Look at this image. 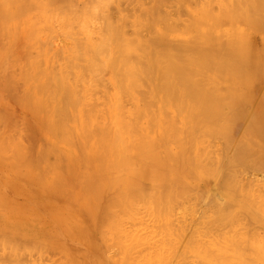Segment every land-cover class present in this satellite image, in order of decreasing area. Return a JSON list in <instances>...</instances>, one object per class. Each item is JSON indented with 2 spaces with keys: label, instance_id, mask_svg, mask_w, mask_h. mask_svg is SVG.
Instances as JSON below:
<instances>
[{
  "label": "rangeland",
  "instance_id": "1",
  "mask_svg": "<svg viewBox=\"0 0 264 264\" xmlns=\"http://www.w3.org/2000/svg\"><path fill=\"white\" fill-rule=\"evenodd\" d=\"M0 1H2V0H0ZM24 1H26V0H21V4H23L24 3ZM29 2H30V4H32V2H33V4H32V6H31V9H30V7H29V4H28V7H29V9H28V7L25 9V8H23V10L21 11V14H20V16L19 17H16L15 19H12L11 21H10V23H11V26H12V29H13V27H15L17 30H11V31H15V34H17L15 37H16V39L18 40H16L17 41V43H16V41H15V38H13L12 40H11V42H13V40L15 41V43L17 44H15V43H12V44H14V45H12L13 47L14 46H16L15 48H17V49H14V52L16 53V54H14V55H17L18 56V58H16V60L18 59V62H16L17 64L16 65H14L13 66V68L11 67V69L12 70H9L10 71V73L11 74H13L16 78H17V81L15 82V87H13L12 88V91H10L9 93L7 92V94H9V95H6L5 96V94H3V92L4 91H2V93H1V91H0V96L2 97H0V99L1 100H3V101H1L0 100V118H1V116H4L3 117V120H4V126H2V125H0L1 127H2V133H0V137H1V135H2V137L3 136H5L6 134V136H10V139L13 141V139L12 138H14L15 136H19V140H18V138H17V140L18 141H20V139H21V145H20V142L18 143L22 148H24L25 146V149H23V150H21V151H19L20 153L22 152L23 153V151L24 150H26V154L24 153V155L22 154V156L20 157L21 158V160H20V158L18 159V161L15 159V161H14V156H12V154L14 153V155H18L17 157H19L20 155L19 154H15V152L16 151H14V149L18 146L19 147V145H14V144H16V142H18V141H16L14 144H13V146L14 147H12L11 148V146H10V150H12V151H14V152H11L10 151V153L9 152H7V151H9V148H4V147H6L9 143H11V142H9L10 140H9V138H6V137H4V138H6L7 140H5V141H8L9 143L8 144H6L7 142H3L4 141V139H3V143H5V145L6 146H2L1 144H3V143H1L0 144V150H3V148H4V150L5 149H8L6 152H7V154H5V155H3V153H2V155L5 157H3V156H0V263H2L1 262V260L4 262V263H2V264H32L33 262V264H60L61 262H63L64 264L66 263V262H68L70 259L71 260H75L76 261V259H73V257L75 258V256L77 255V252L79 251L78 249L80 248V251H81V249H82V252H83V254L81 253V255H80V253H79V255L80 256H78L77 255V257H79L82 261H84L83 260V257H82V255L83 256H85V257H87V258H85V259H89L88 257L90 256V258L92 257V259L94 260V258L96 257V254H93L94 252L93 251H95V252H98V257L100 258V257H102V258H100L101 260L100 261H102V259H103V262H102V264L104 263V260L106 261L104 264H107L108 262H109V264H113V261L110 263V261L113 259V258H116V259H118V258H121L120 257V255H122V256H124L123 255V253H121L120 254V250H121V247H120V250L118 249V247H116V245H115V243H118V240H116V242L114 243L113 241H114V239H113V241H110L109 239L110 238H107L106 239V244H107V246H105V245H102V243H101V245H98V239H99V235L97 234L99 231L98 230H96V233H94L93 231H95L94 229L96 228L95 226H96V224H97V221L98 220H96L95 222L96 223H94V225L95 226H90L91 224L93 225V223H91V224H89L88 222H91V221H93L94 222V220H95V218L96 217H98L99 216V214H97V211H98V213H99V210H97V209H99L98 208V206L97 205H103V201H105V199L108 197V195L109 194H106L103 198H102V201H101V203L99 202V200L97 201V202H99L98 204L96 203V197L94 198L95 200L93 201V202H90V204H87V202L86 201H92V199L93 198H89L88 196H85V198H88V199H86V200H84L85 201V203L87 204L86 206H87V208H88V205L89 206H91V207H89L90 209H91V211H93L92 213H90V209H88V210H85V207L86 206H84L83 205V207L82 206H78L80 203H78V205L76 206V204L74 205V206H72L73 205V203L76 201V200H79V198H77V197H79V196H77L76 197V194L75 195H73L74 194V192L76 191V190H78V191H80L81 192V190H80V188H77V189H75L74 187H78V185H77V181H76V178L75 177H77V176H74L72 173H70V172H68L67 170H66V172H68V176H66L67 174H65L66 172L65 171H63V173L61 172H58V171H60L63 167V170H65V164L67 165V163H69L70 162V167L73 165V163H72V165H71V162L73 161L74 162V159H76L78 156H77V154L75 153V152H73V153H71V154H73L72 155V157L71 158H74V156H75V158L72 160V161H69V162H65L64 160L66 159V161H68V158L67 157H69L68 155H66L67 153H66V151L68 150V149H70V148H68V146L69 147H71V146H74V145H72L69 141H73V142H75L76 141V139H75V141L73 140L74 138H72L71 137V139L72 140H65V139H67V138H69V136H71L70 135V133H71V131L72 130H74L76 127H75V124H77V123H79V120H78V117H75V116H78V113L76 114L75 113V111L76 110H73L75 107H78V106H75V100H76V98H77V104H79V105H81L80 107L81 108H83V110L84 109H89L90 107H89V104H90V106L92 107V106H95V104H91V103H89L88 105H86V104H83V102L86 100V98L85 97H82V93L84 94V91H85V89H86V93L88 92L87 91V88H88V90L90 91V92H92L91 93V96H93V97H91V96H89L90 98H92V100H93V98L95 99V97L97 98H99V96H96V95H98V94H103V95H100V96H102V97H104V98H102V97H100V103L101 104H103L102 102L104 101V104L106 105L107 103H105V100H106V102H108V98H110L111 99V97H108V98H106V96H111V94H112V97H113V91L115 92V86H114V84L111 82V80H110V78H111V72L107 69V68H104L103 69V67H102V65L103 64H101V62H100V64H97L95 61V56H94V54L92 55L91 54V50L89 49L90 47H91V49H94V45H95V42L94 41H97L96 43H98V41H100V39L101 38H103V37H105L103 34H104V30H105V26L107 25V24H109V22H111L112 23V25L114 24L115 25V23H116V25L114 26V27H116V28H119V27H122V31H124V33H125V36L128 38V37H130V39H137L139 36L138 35H140V34H142V35H140V37L142 36V38H140L139 37V39L140 40H142V41H144V39L146 40V41H148V38H149V42H150V46H148V47H151L150 49L147 47V49L148 50H150V52L152 51V52H157L158 50H163V46H165V45H156L155 43H153L152 41H151V38H153V36L155 35V37L157 36L156 35V33L158 32V30H159V32L157 33L158 34V36L161 34L160 32H168V33H166V36H165V34H164V39H165V41L166 42H168V44H169V42H171V43H173L174 42V44L176 45V43H177V45H178V43L180 44V43H185V42H187L186 40H190L191 38V40L190 41H193V37H194V39H196L197 38V41H200L202 38H204V39H202V41L204 40V41H206L205 39L209 36L210 37V35H211V39H213V38H215L214 37V34L216 33L217 35L218 34H220L219 36L220 37H223L224 36V33H225V37L227 36V38H229V39H231L230 38V36L233 38V37H236L238 34H237V32L239 31H237L236 29H240V33H239V35L241 36V34H247L248 32H252V30H250L251 29V25L249 24L250 22H252L253 20H255L256 19V17L255 18H253V19H250V17H248L249 15H247V17L246 18H244V20H243V16L244 15H246V14H251L252 13V11L254 12V15L255 14H257L256 16H258L259 18H257L256 20H258V19H260V20H258L257 21V23L259 22H263L264 21V18H262V17H264V13H262V12H264L263 10H264V0H256V1H258V3L260 4V5H262L261 7L260 6H257V5H259L257 2H256V6L254 7V5L255 4H253V3H255L254 1H253V5H252V7H251V0L249 1H247L246 2V0L245 1H243V0H230V1H232V2H230L229 0H223L224 1V3L222 2V0H157V1H155V0H139V1H134V0H109V1H104V0H101V1H104L105 2V5L103 4V6H101V4L103 3V2H101L100 0H49V2L46 0V3H45V0H35V1H33V0H28ZM40 3H39V2ZM66 1V2H65ZM112 1V2H111ZM129 1V2H128ZM130 1H132V2H130ZM134 1V2H133ZM143 2V3H140V2ZM163 1V2H162ZM221 1V2H220ZM228 3H226V2ZM238 1H239V3L240 2H242V3H240V4H247L246 5V9L244 8L245 6H243L242 8V12H243V10L245 11L244 13H246V14H242V12H241V10H240V12H239V10H238V8L240 7V6H242V5H239V3H238ZM34 2H38V3H34ZM50 2H51V4H50ZM117 2V3H116ZM158 2V3H157ZM246 2V3H245ZM250 2V3H249ZM262 4H261V3ZM1 3V2H0ZM42 3H45V5H43ZM98 3V4H97ZM101 3V4H100ZM220 3V4H219ZM222 3V4H221ZM249 3V4H248ZM20 4V3H19ZM20 4V5H21ZM26 5H27V2L25 3ZM24 4V5H25ZM38 4H39V6H38ZM42 4V5H41ZM96 4V5H95ZM227 4V5H226ZM232 4V5H231ZM237 4V5H236ZM36 7L37 6V8H34V6ZM41 5V6H40ZM48 5H50L49 7H48ZM57 5V6H56ZM66 5V6H65ZM77 5H78V9H77ZM88 5V6H87ZM142 5V7H144V8H140V6ZM210 5V6H209ZM220 5H221V7H220ZM222 5H224V6H222ZM235 5H236V7H235ZM23 6V5H22ZM68 6H71V7H69V9H72V12H71V10H69L67 7ZM95 6V9L94 10H96V8H97V12H95V14L96 15H91L92 13H94V10H92L93 9V7ZM108 6V7H107ZM118 6V7H117ZM232 6H233V8H232ZM250 6V7H249ZM40 7V8H39ZM53 7H54V9H53ZM59 9H58V8ZM74 7V8H73ZM105 7H106V9H105ZM210 7V8H209ZM220 7V8H219ZM228 7V8H227ZM248 7V8H247ZM257 8L256 10H258V8L259 9H263V10H259V11H254L253 9H251V8ZM49 8H51V10L49 9ZM55 8H56V10H55ZM76 8V9H75ZM89 8V9H88ZM208 8V9H207ZM228 10H227V9ZM235 8V9H234ZM41 9H44V10H42L43 12H42V14H43V16H41L42 14H40V11H41ZM47 9V10H46ZM50 10V12H52V13H54V12H56V13H54V14H56V16H58V12L60 13V11H61V14H64L63 12H62V9H63V11L66 13V15L67 16H69V17H67V16H65V14L62 16L63 18H61V17H59V18H61L60 20H61V22H59L58 21V23H56L54 20H53V25H52V21H51V23H50V26L48 25L49 23H47V21H48V19H50V18H48V17H50V16H48V15H51L50 14V12H49V10ZM84 9V10H83ZM120 9V10H119ZM138 9H139V11H138ZM142 9V10H141ZM145 9V10H144ZM204 9H207V10H205L204 11ZM210 9V10H209ZM225 9V10H224ZM233 9V10H232ZM239 9H241V7L239 8ZM248 9V10H247ZM250 9H251V12H250ZM33 10V11H32ZM55 10V11H54ZM83 10V11H82ZM87 10V11H86ZM155 10V11H154ZM247 10V11H246ZM46 11H47V13H46ZM68 11L70 12V13H73V14H70V13H68ZM78 11V12H77ZM89 11V12H88ZM90 11H91V13H90ZM99 11H100V13H99ZM142 11H144V12H142ZM214 11V12H213ZM234 11V12H233ZM236 11H238V12H236ZM249 11V13H247ZM262 11V12H261ZM77 13V15H76V13ZM86 12H88V13H90V15H86L85 13ZM145 12H146V14H145ZM152 12H154V13H151ZM199 12V13H198ZM205 12V13H204ZM209 12V13H208ZM217 12V13H216ZM223 12H225L224 14L225 15H223L222 13ZM237 14H236V13ZM259 12H260V14H261V16H260V14H259ZM37 13L39 14V15H37ZM68 13V14H67ZM83 13H84V15H83ZM87 13V14H88ZM109 13V14H108ZM111 13V14H110ZM158 13V14H157ZM203 15V17H202V15ZM215 15H214V14ZM220 15H219V14ZM230 13V14H229ZM73 15V16H70V15ZM108 14V15H107ZM149 14H151V16L153 15L154 16V19L149 15ZM195 14H196V16L197 17H195ZM206 14V15H205ZM208 14H210L209 16H208ZM234 14V15H233ZM243 15V16H240V15ZM34 15H36V16H34ZM44 15H46V16H44ZM82 15L83 16H86V17H89V16H92V18L91 17H89V22L88 21H86V18H85V20L84 21H86V22H88L87 24L86 23H83L84 21H82V18L84 19V17H82ZM132 15V16H131ZM201 15V16H200ZM216 15H217V17H216ZM230 15V16H229ZM238 15H239V17H238ZM254 15H252L251 14V16L252 17H254ZM32 16H34V17H32ZM55 16V15H54ZM55 16V20L57 19V17ZM94 16L96 17L95 19H94ZM109 16V17H108ZM111 16V17H110ZM113 16V17H112ZM156 16V17H155ZM162 16V17H161ZM215 16V17H214ZM222 16V17H221ZM229 16V17H228ZM32 17V18H31ZM42 17H45V18H42ZM71 17V20H72V18L74 19L73 20V22H68V21H71V20H69L68 19V21H67V19L66 18H70ZM128 19H127V18ZM133 17V18H132ZM148 19V20H146V18ZM207 17H210V18H207ZM213 17V18H212ZM233 17V18H232ZM235 17V18H234ZM242 19H241V18ZM31 18V19H30ZM33 18H34V20H33ZM48 18V19H47ZM53 17H52V15H51V19H52ZM110 18V19H109ZM121 18V19H120ZM139 18V19H138ZM142 18H144V21H142L143 19ZM155 18H157V19H155ZM163 18H165V19H163ZM202 20H201V19ZM206 18V19H205ZM218 18L220 19V20H218ZM237 18V19H236ZM28 19V20H27ZM42 19V20H41ZM43 19H45V20H43ZM54 19V18H53ZM66 19V20H65ZM77 19V20H76ZM93 19L95 20V21H93ZM97 19V20H96ZM101 19V20H100ZM126 19V20H125ZM159 19V20H158ZM198 19V20H197ZM200 19V20H199ZM210 19V20H209ZM211 19H213V20H211ZM239 19V20H238ZM246 19L247 20H249L250 19V21H246ZM261 19H263L262 21H261ZM30 20H32V21H30ZM38 20L39 21V23H38V21H37V24H36V21ZM62 20H64V21H62ZM88 20V19H87ZM136 20H139V21H142V23L141 22H139L140 24H143L144 23V25L143 26H141L140 24H136V23H138ZM205 20V21H204ZM236 20V21H235ZM241 20H243V21H241ZM26 21V22H25ZM34 21V22H33ZM44 21V22H43ZM68 22L67 24V27L65 28V26L66 25H62V24H60V23H63V22ZM90 21L92 22V23H90ZM106 21H108V23L106 22ZM125 21H127L126 23H125ZM135 21V22H134ZM213 21L214 22H216L217 24H213ZM223 21V22H222ZM225 21V22H224ZM228 21V22H227ZM230 21H231V24H229L230 23ZM244 21H246L248 24H246V22L244 23ZM26 23V26H25V23ZM31 22V25L29 24V23ZM33 22V23H32ZM48 22H50V20L48 21ZM107 24H106V23ZM130 22V23H129ZM147 22V23H146ZM202 22V23H201ZM235 24H234V23ZM256 21H254V24L252 23V25H255L256 26V29L254 28V27H252V28H254V32H250L253 36V38L252 37H250L251 38V41H249V44L251 45V47H253V48H251L250 47V45L248 44V42H247V44H244V43H246V42H241V41H243V40H246L244 37L245 36H247V35H245L244 34V36H241V39H240V37L238 38V36H237V38L240 40V42H241V44L243 43L244 45H246L245 46V48H248L249 47V51L247 50V49H243V46H242V48L241 47H237L236 46V48H241V49H239V50H241L240 52H242L243 53V51H245L244 53H245V57H246V60L248 61V59H249V61L248 62H250L251 63V65L252 64H254L255 66H254V68H256V70H257V73H256V75H253L254 77H256L257 76V78H255V79H260V81H258L257 80V82H255L256 80L255 79H249V81L248 80H245V81H242V79H241V77L240 78H238V76H240V75H238L237 76V78H238V80L239 79H241L239 82H241V84L239 83V82H237V85H241V87H243L242 88V92L244 93V91H246L247 89L249 90V89H251L250 91H252L254 94V96L252 97L251 96V94H252V92H248V90H247V92H245L243 95H239V94H241L240 92H241V89H238L239 87H237V90H236V82L234 81L235 79V75L238 73L239 74V72L237 71V73H236V67L234 66H232V67H230V68H232V70L231 69H229L228 67H226V65H225V63H224V61H223V67H224V69L225 68H227V69H223L224 71H228V70H231V71H233L232 73H229V72H227L228 74H233V73H236L234 76V78H230V77H233V75L232 76H230V75H228L226 72L224 73V72H222L221 73V70H220V66H219V63L218 64H216L217 62H215V64H216V70H218V71H220V73L219 72H217L216 71V73H218L220 76H221V74L223 75V76H221L222 78L224 77V75H226V77L225 78H223V79H225V81L223 80V79H219V78H221V77H218V79L216 78L217 76H216V74L214 73L215 71H214V68H212V67H210L211 69H213V71L211 72V73H214V75L216 76L215 78L214 77H212L211 79L209 78V76H207L208 75V73H206V72H209L207 69V65H203V67H201V68H203V69H205V68H207V69H205V70H207L206 72H205V70L203 71V72H205L206 73V78H205V82H207V85L206 86H208V87H204L205 85H203V87H204V90H205V88H206V90L207 89H209L210 90V86H211V88L213 87L211 84H212V82L214 81L216 84V86L214 85V88H215V90L216 89H219V91H223L222 93H223V95L222 96H225V97H229V93H237L238 94V92H239V98L241 99H243V106L245 107H243V109L245 110V112H244V110H243V112L244 113H239V112H237V106H234V109H232L233 108V105H230V106H228V109L226 108V110H224L225 112H222L221 113V116H220V113L219 114H217V119H213L212 121H214L213 123L214 124H212V122H210V123H208L209 125H207V123L205 124V122H204V124H203V122L199 125V127H198V125L196 124V120H195V118L196 117H194L195 116V114H193V113H191V110L189 111V113H188V109H187V111H186V113L188 114V116H191V117H188L187 116V114L185 113V115L186 116H182L181 114H180V116H181V118H183V117H187V118H189V119H187V120H189V123L187 122V120L185 119L184 120V118H183V120H180L179 121V119H180V116H178L177 115V113H178V111L180 110H184V108H182V107H184L183 105H184V103H180V104H182V105H180L179 104V102L178 101H176V100H174V102H173V104H172V102H171V104H172V106L175 104V102L177 103V104H179L178 106H177V104H175L176 105V107H175V111H176V108H178L179 109V107L181 108V109H177V113H175L177 116H174L173 115V113L175 112L174 111V106L171 108L170 107V102L168 103V101H169V97L167 96V95H165L164 97H166L167 98V102H166V100L164 99V97H163V99H162V94H160V93H154L155 94V98L157 99V101H159L158 99H162V100H160L159 102H156V100H155V98H151L150 97V102L152 101V99H154L153 101L154 102H156V103H154V105H153V102H151L152 103V105L153 106H155V107H153L151 110H153V109H157V110H155L156 111V113L154 114L155 115V121L157 122V124L155 123V121H152L153 123H150V124H148V122H151L150 121V119L148 120V118H147V124H148V126H150L151 124V126H152V128H151V126H150V128H147V129H156V132L155 131H153L154 133L153 134H155V133H157V125H160V124H163V123H165L163 120L162 121H160L159 119H162L163 118V116L165 115V113L166 112H168L167 114H169L170 112L172 113H170L169 115L171 116V115H173V116H168L167 114H166V116H164V117H166V118H168L167 120L168 121H171V119L174 121L173 123H172V121L171 122H167L166 121V123L167 124H172V126L173 127H175V123H176V128H175V130H178V131H173V132H177L178 133V136H177V133L175 134H173V132H172V134L174 135V141H172V139H173V135H169V133L167 132V139H168V137L169 136H171L172 137V139H171V137H170V139H171V141H170V139H169V141L170 142H168L167 141V139L165 140L167 143H165V141L163 142V140H164V138L161 140V138L164 136V137H166V134H162L161 132L162 131H160L161 130V128H163V127H160V126H158V129H160L158 132H159V135L160 134H162L161 135V137L159 138L161 141H159V145L161 144V145H163L162 147H159L158 148V143H157V141L159 140H157V138L159 137L158 136V134H157V136H156V134H155V136L157 137H155L154 139H153V141H152V139H151V141H152V143L150 142V143H148L149 145L150 144H154L153 145V147L155 146V147H157L158 149H159V151H161V153L162 154H159L160 156L161 155H163V153L165 152V154H166V156H168L167 158H168V162H167V164L165 165L164 163V165L165 166H167V165H169V166H167V167H169V170H168V168L166 169L165 168V166H163V164L162 165H159L160 164V162L161 161H157L156 162V159H158V158H160V156H158L157 158H154L153 159V161L151 162L150 160H152L151 158H153V157H149V159L147 158V162H149V163H147L148 165L147 166H150L149 164H151V169L148 167L147 168V172H148V174L147 175H149V169H150V175L149 176H153L152 178H150L149 176H147V192L149 191V192H151V195H152V193H154L155 195L157 194V197H155L154 195H150L151 196V198L150 199H152V198H155V200L156 199H158L159 200V198H160V195H161V191H162V195L161 196H163L162 198H160L161 200L163 199V201H161V200H159V201H155L154 199L151 201V202H153V201H155V202H153V203H151V202H149V200H148V202H147V206H148V210L149 211H151V212H153L152 211V208H153V210H154V207L153 206H155V208H156V210H155V212L156 211H158V210H160L161 211V213H160V216L159 215H155L157 218H160V221H159V219H156V221H155V218H153L154 216V214H159V213H150L149 211H147V212H145V210H144V213H147L146 215H145V217H144V215H142V217H144L145 218V220H146V222L148 223V224H146V223H144L145 222V220L144 219H142L141 217H140V215L141 214H144V213H142V210L141 209H144V208H139L137 205V208H136V206H135V208L134 209H136V210H141V211H135V213L133 214L135 217H137L138 215V217H137V219L140 217V220H137L136 218H135V220L134 219H132V220H134V222H136V220H137V222L136 223H138V221H142L143 220V222H142V225L140 224V226H137L138 228V230H139V227H144V228H147L146 230L148 231V233H147V231L144 229V228H140V231H142L143 229V231L142 232H144V231H146V233H143V235L145 234H147V237H148V239H149V241H151L152 239L151 238H154V239H156L155 237H157V236H159V237H157V239L156 240H158V243H163L162 244V246H161V244H158L157 242H156V240H155V242L158 244V245H160V246H157V247H163V246H165V250L163 251V248L161 249L162 250V255H163V257H164V259L162 260V261H159V263L160 262H163L162 264H173V262H175L174 264H233V262H234V264H264V124H261V123H259L260 125H258V124H253V123H249L248 121L250 120V118L251 117H253L254 116V114H255V110H256V108H257V106L258 105H261V107L259 108V109H264V105L262 106V104L264 103V101L263 100H259V98H264V76H262V74H263V72H262V74L260 75V73H261V71H264V66H262L261 64H262V61L264 60L263 58H264V56H262L263 54H264V31H262V29L261 28H264V23H263V25L261 24V28L260 27H258L259 25L257 24V23H255ZM42 23H43V25H42ZM73 23V24H72ZM85 24V26L87 27V29L89 30L88 32L89 33H87V31H83L84 29H82L81 30V28H79L80 27V25L81 24ZM95 23V24H94ZM99 23H100V25H99ZM133 23V24H132ZM219 23V24H218ZM222 23V24H221ZM71 24V25H70ZM102 24H104L103 25V27L101 26ZM106 24V25H105ZM132 26H131V25ZM147 24V25H146ZM228 26H227V25ZM243 25V27L241 26V25ZM247 26H249L250 25V29L249 28H247L248 30H250V31H248L247 29H245L246 28V25ZM33 25V26H32ZM37 25V26H36ZM134 25V26H133ZM169 25V26H168ZM216 25V26H215ZM218 25V26H217ZM219 25H220V27H219ZM223 25H225V26H223ZM238 26V28L237 27H234V26ZM25 26V27H24ZM32 26V27H31ZM63 28H62V27ZM97 26V27H96ZM139 26H141V27H139ZM147 26V27H146ZM164 26H166V27H164ZM232 26V27H231ZM239 26H240V28H239ZM245 26V27H244ZM35 27H37V28H35ZM40 27V28H39ZM43 27V28H42ZM53 27H55V29L53 30ZM81 27H83L82 25H81ZM96 27V28H95ZM101 27H102V29H101ZM153 27V28H152ZM160 27H162L163 29H164V31H160L162 28H160ZM168 27V28H167ZM217 27V28H216ZM224 29H223V28ZM230 27L232 28V29H230ZM258 27V28H257ZM14 28V29H15ZM43 30H42V29ZM49 29V30H47V29ZM85 28V27H84ZM101 29V33H100V29ZM158 30H157V29ZM227 28V29H226ZM246 30H244V29ZM260 28V29H259ZM29 29V30H28ZM40 31V32H38V30ZM45 29V30H44ZM51 29V30H50ZM86 29V28H85ZM86 29V30H87ZM97 29V30H96ZM137 29V30H136ZM226 29V30H225ZM235 29V30H234ZM241 29H242V31H241ZM24 30H25V32H24ZM34 30V31H33ZM174 30V31H173ZM216 30V31H215ZM218 30V31H217ZM222 30H225V31H222ZM231 30H233L232 32H233V34L235 33V31H237L235 34H237V35H231V33H230V31ZM264 30V29H263ZM10 31V32H11ZM22 31H23V33H26V37H25V34H23L22 35V37H21V33H22ZM30 31V33L32 34V32H36V33H33V35L34 36H32V38L30 39L29 38V41H27L28 40V36H27V33ZM51 31V32H50ZM82 31V32H81ZM97 31V32H96ZM103 31V32H102ZM136 31V32H135ZM156 31V32H155ZM172 31H173V33H172ZM208 31H210L209 33H208ZM228 31H229V33L230 34H228ZM245 31V32H244ZM44 32H46L45 33V35H44ZM48 32V33H47ZM85 34H84V33ZM99 32V33H98ZM170 32V33H169ZM208 33V34H206V35H208V36H206V38H205V36H203L205 33ZM214 32V34H212ZM12 33V32H11ZM29 33V34H30ZM37 33H38V35H37ZM41 33V34H40ZM86 33H87V36L89 37H87L86 36ZM98 33V34H97ZM128 33V34H127ZM137 33V34H136ZM139 33V34H138ZM153 33H155V34H153ZM227 33V34H226ZM250 33H248V36H250ZM257 33V34H256ZM13 34L14 33H12V37H13ZM43 34V35H42ZM52 34V35H51ZM89 34V35H88ZM133 34V35H132ZM167 34H169L168 36H167ZM188 34V35H187ZM198 34V35H197ZM200 34V35H199ZM98 35V36H97ZM100 35H102L103 37H101ZM134 35H135V37H134ZM195 35H197L198 37H202L201 39L199 38V40H198V37L197 36H195ZM202 35V36H201ZM17 36H20V37H18L17 38ZM30 36V35H29ZM30 36V37H31ZM37 36V37H36ZM49 36V37H48ZM52 36V37H51ZM90 36H91V38H90ZM133 36V37H132ZM136 36H138V37H136ZM145 36V37H144ZM152 36V37H151ZM216 36V35H215ZM219 36H217L216 38H215V40H218L217 42H219V40H221L222 38H220ZM247 36V37H248ZM11 37V38H12ZM27 38L26 40H24L23 38ZM33 37H34V40L36 39V40H38V41H34L33 40ZM97 37H99L100 39L98 40V38ZM154 37V38H155ZM224 37V38H225ZM39 38V39H38ZM94 40H93V39ZM153 38V39H154ZM166 38H167V40H166ZM187 38V39H186ZM223 38V39H224ZM250 38H247V39H250ZM263 38V39H262ZM90 39V40H89ZM129 39V38H128ZM179 39V40H178ZM186 39V40H185ZM226 39V38H225ZM234 39V38H233ZM236 39V38H235ZM238 39H236L235 40V42L237 43L236 45H241V44H238L239 43V40ZM20 40V41H19ZM40 40H41V42H40ZM47 40V41H46ZM49 40V41H48ZM92 40H93V42H94V45H91L90 44V42L92 43ZM171 40V41H170ZM226 40H228V39H226ZM8 41V40H7ZM6 41V42H7ZM31 41V42H30ZM89 41V42H88ZM145 41V42H146ZM201 41V43H203ZM26 42H27V44H28V46H27V44H26ZM38 42V43H37ZM43 42V43H42ZM85 42V43H84ZM148 42V43H149ZM189 42V41H188ZM225 42V41H224ZM252 44H251V43ZM254 42H255V44L257 45H254ZM31 43H34L33 45L31 44ZM37 43V44H36ZM42 45H41V44ZM51 43V44H50ZM74 43H76V45L78 46V45H80V47H79V49H78V47L76 48L75 46H74ZM78 43V44H77ZM87 43H89V45H91V46H89ZM153 43V44H152ZM170 43V44H171ZM223 43V40H221V44ZM43 44H44V46H43ZM174 44H172L173 46H174V50H175V45ZM186 44V43H185ZM185 44H182L183 46H186ZM199 44H200V42H199ZM204 44V45H203ZM202 45H201V47L204 49V46L206 47L204 50L205 51H207L208 50V45L206 46L205 44H206V42H204ZM220 44V42H219V45H221ZM2 45V44H1ZM0 45V46H1ZM26 45V46H25ZM34 46V47H36V48H33V47H31V46ZM38 45H39V47L41 48V51L39 50L40 48H38ZM89 46L88 47V49L91 51V52H88V50H86L87 48H84V49H81V47H83V46ZM149 45V44H148ZM154 45H156V47L155 48H157V49H155L153 46ZM247 45H249L248 47H247ZM42 46V47H41ZM94 46V47H93ZM157 46H161L160 47V49L157 47ZM173 46H172V48H170V45H168L167 46V44H166V47H164V49H172V52H173ZM179 46H181V45H179ZM188 46V45H187ZM28 47H31L30 49L28 48ZM153 47V48H152ZM167 47H169V48H167ZM178 47V46H177ZM176 47V48H177ZM221 47V46H220ZM219 47V48H220ZM233 47H235V46H232V48ZM38 48V49H37ZM59 48V49H58ZM22 49V50H21ZM43 49V50H42ZM47 49V50H46ZM50 49V50H49ZM77 49V50H76ZM152 49V50H151ZM155 49V50H154ZM186 49H188L187 50V53H188V55L189 54H191V55H193V53H194V49H191L190 48V46H188V47H185L184 49H183V51L184 50H186ZM243 49V50H242ZM258 49V50H257ZM25 50V51H24ZM34 50H35V52L37 53V54H34L33 52H34ZM39 50V52L41 53L42 51H43V53H41L42 54V56L40 57V55H39V52H37ZM52 50V51H51ZM59 50H60V53H59ZM148 50H147V52H148ZM157 50V51H156ZM192 50H193V52H192ZM228 51H229V49H227ZM234 50H235V48H234ZM253 50H254V52H253ZM32 51V52H31ZM190 51V52H189ZM209 51V50H208ZM247 51V52H246ZM257 52V55L258 56H260L259 54H261V57H258V61L259 62H256L255 61V57H257V55L255 54L256 52ZM13 52V53H14ZM59 54H58V53ZM149 52V53H150ZM185 52V51H184ZM219 52V51H218ZM249 52H250V54H249ZM57 53V54H56ZM94 53V52H93ZM169 53V52H168ZM186 53V52H185ZM184 53V54H185ZM220 53V52H219ZM32 54V55H31ZM44 54H45V57H44ZM55 54H56V57H55ZM62 56H61V55ZM183 53H182V55H184ZM195 54V53H194ZM249 54V55H248ZM27 55V56H26ZM30 55V56H29ZM39 55V57L36 59V56H38ZM58 55H60V57L58 56ZM88 55V56H87ZM96 55V54H95ZM172 55V54H171ZM188 55H184V57H189ZM190 55V56H191ZM248 55V56H247ZM256 55V56H255ZM90 56V57H89ZM94 56V57H93ZM97 56V55H96ZM106 56V55H105ZM104 55H101V56H98L97 58H99V57H101L102 59H104V58H106V57H108V56H106L105 57ZM149 56H150V54H149ZM169 56V55H168ZM179 57H180V55H178ZM193 56H195V55H193ZM250 56V58H247V57H249ZM15 56H13V57H11V61L13 60V59H15L14 58ZM152 57H153V53H152ZM166 57H167V55H166ZM174 57H176V54H175V56L173 55V59H174ZM184 57H182L181 56V58H183V59H185ZM192 57V56H191ZM225 58H226V56H224ZM263 57V58H262ZM40 58V60H41V65H43V66H41L42 68L41 69H39V70H41V72H42V74H44V78H45V80H46V78H47V80L45 81V80H43V81H45L46 83V86H49V85H53V87L55 86L56 87V90H57V86L58 85H60V84H58L57 82L58 81H60V80H63V82H67V83H65V85L66 84H68V83H70L71 84V86L72 85H74L75 87H77L76 88V90H75V92H77V93H80L79 94V99L80 98H83V102L81 101V99H80V102H81V104H80V102L78 101V97L76 96V98H75V100H73L74 102H73V105L75 106V107H73V109H72V111L75 113V115H74V113H73V115H72V113H71V116H70V112H72V111H70V109L72 108V106H68V107H70L69 109H68V107H66L65 108V112H64V114H63V116H67V119H66V116L64 117V119H66V120H68L69 122H67L66 120H64V125L66 124V122H67V124L66 125H68V127H70L71 129H69V131H70V133H67V132H69V131H67V132H64L63 134L64 135H66V133H67V135L69 134V136L68 137H64V139L63 138H61V139H63V140H65L64 142H66L67 141V143H65V144H63V146L65 145V148H66V144H71V146H70V144L69 145H67V148L68 149H65V151H64V149H62V148H64V147H62V148H60V149H62L63 151H64V155L65 156H67V157H65L64 155V157H65V159L64 160H61L62 158H63V156H62V154H61V156H62V158H60L59 156H57V155H55V153L56 152H59V151H55L54 153H53V155H52V153H51V155H50V153L48 152V149L50 148V152H52V147L51 146H55V144L56 143H60L61 141H59L58 142V139H57V137L60 135V134H57V133H60V132H57L56 134L54 133L52 136H56L57 135V137H51L50 135H48V130H44V128H45V126L43 127V126H40L41 124H42V121L43 120H45L46 118H45V116L47 115H45V116H43V118H45V119H42V117H41V119H42V121H41V119H40V123H39V117H40V115H44V114H41V112H40V114H38L39 115V117H37L36 119H35V117H33V119H32V117H31V115H30V113L29 112H27V110H25V107L23 108L22 107V104L17 100V98H16V96H18V94L20 93V94H24V92L26 93L28 90H27V88H31L32 90L34 89V86H39L41 83H37V81H35V79H33L32 81H30V82H28L29 80L27 79L26 81L28 82V83H30V84H37V85H33V86H31V87H29V85L27 86V84H25V80H23V76H24V73H23V70H25L26 69V67L24 66L25 65V63L26 62H28L29 60H31V61H33V62H35L34 60H38ZM47 58V59H46ZM150 58H151V56H150ZM154 58V57H153ZM153 58H151V60H153ZM162 58H165V55L163 54V57L161 56V60H162V62L164 61ZM169 58H171V57H169ZM168 57L165 59L166 61L165 62H167V60L169 59ZM190 58V57H189ZM33 59V60H32ZM56 59V60H55ZM59 59V60H58ZM95 61H94V60ZM100 59V58H99ZM102 59H100V61L102 60ZM221 59H223V57L221 58ZM260 59V60H259ZM58 60V61H57ZM61 60V61H60ZM70 60V61H69ZM88 60H93L91 63H95V64H97L96 66H98V65H100L102 68H100V71L102 70V72L104 71V70H106V72L105 73H100L99 71H97L95 68H97L98 69V67H95L94 68V70H96L98 73H100V75L102 74L103 76L102 77H105L104 79L106 80H108V82H106V81H104V79L102 80V82L104 81V85H105V82H106V85L105 86H107V83H109L110 85H108V87H110V88H106L104 85H103V83L102 84H100L99 82V84L101 85L100 87H99V90H98V88H96L99 84H96V82L94 83L93 81L96 79L95 77L97 76V78H100V76H98V75H96V76H94L93 77V75H95V73H93V75H91L90 73H88L89 71H87V68H90V67H86V61L88 62ZM98 60V59H97ZM159 60V59H158ZM224 60V59H223ZM254 60V61H253ZM54 61V62H53ZM72 61H73V63H74V61L76 62V63H72ZM160 61V60H159ZM159 61H157V63H156V73H154V75L155 74H157V72H158V68H162V67H159L160 65H161V61H160V63H158ZM169 61H172V59L171 60H169ZM66 62H68V63H66ZM255 62H256V64H255ZM39 62H37L36 61V63H34V69H35V67L37 66V64H38ZM55 63V64H54ZM61 63V64H60ZM63 63V64H62ZM164 63V62H163ZM257 63L259 64V66L257 67ZM27 64V66H29L28 64H30V62L29 63H26ZM51 64V65H50ZM67 65V67L66 66H64V65ZM68 64H73L72 66H68ZM94 64V65H95ZM157 64H160V65H157ZM166 64V63H165ZM221 64V63H220ZM39 65V64H38ZM51 66V67H49V69L50 68H52V69H47V71H50V73L49 72H47L45 69V67L44 66ZM58 65V66H57ZM74 65H77V68H76V66H74ZM87 65H90V61H89V64H87ZM217 65L219 66V67H217ZM23 66L25 67V68H23ZM63 66H64V68H67V69H69L72 73H70L69 72V70L67 71V69H65L68 73H70V75H71V77L70 78H68V76H70V75H68L67 74V72H66V74L64 73L65 71L63 70V72H62V70L60 71L59 70V68H61V69H63ZM92 66V65H91ZM158 66V67H157ZM190 67H191V65H189ZM38 67V66H37ZM44 67V68H43ZM86 67V68H85ZM193 68H194V65L192 66ZM246 67H248V66H245V71H248L249 70V67L248 68H246ZM261 67H262V69H261ZM29 68V67H28ZM31 68V67H30ZM54 68H55V70H54ZM84 68V69H83ZM195 68H196V66H195ZM210 68H209V70H210ZM219 68V69H218ZM233 68H235L234 70H233ZM45 71H44V70ZM86 69V70H85ZM93 69V68H92ZM221 69H222V67H221ZM239 69H241V68H239ZM243 69V68H242ZM259 69L261 70V71H259ZM14 70V71H13ZM51 70H52V73H51ZM60 71V73H59V71ZM83 70V71H82ZM87 71V73L85 72V71ZM90 70V69H89ZM99 70V69H98ZM238 70V69H237ZM8 70H7V72H9ZM19 71V72H18ZM79 71H81L79 74H77ZM235 71V72H234ZM241 71V70H240ZM6 72V73H7ZM16 72V73H15ZM41 72H40V75H41ZM85 72V74H89L88 75V77L91 75L92 76V78L89 80V78L87 77V75H82L83 73ZM97 72H96V74H97ZM49 73V75H51V77L54 79L55 78V81H56V83L58 84L57 86H56V84H55V81H53L52 80V78L49 76V75H47ZM62 74L61 76H63V75H65V80L66 81H64V77H60V76H58L59 78H63V79H60V80H57V75H59V74ZM64 73V74H63ZM76 73V74H75ZM36 74L38 75L39 73H37V69H36ZM53 74V75H52ZM57 74V75H56ZM75 74V75H74ZM217 74V75H218ZM37 75H35V76H37ZM39 75V76H40ZM48 77H47V76ZM67 75V76H66ZM79 75V76H82V78H79V80L77 79L78 77L77 76ZM210 75V74H209ZM212 75V74H211ZM210 75V76H211ZM229 76V79H226V78H228V76ZM74 76V77H73ZM84 76H86L87 78H88V80H85L86 78L84 77ZM110 76V77H109ZM153 76V75H152ZM152 76H150L149 78L151 79V77ZM157 76V75H156ZM252 76V77H253ZM262 78H261V77ZM41 78H42V76H40ZM154 77V76H153ZM251 77V78H252ZM253 77V78H254ZM29 78V77H28ZM41 78L39 79L40 80V82L42 81L41 80ZM58 78V79H59ZM84 78V79H83ZM148 78V80L151 82H148V80H147V82L148 83H150L149 85L150 86H147V90L149 91V89L152 91H149V92H147V96H148V94H149V96L151 95L152 97H154V94H153V90H152V88H154V87H156V86H158L159 85V81H156V80H158V78L156 77V80H155V82H154V84L156 83V82H158V83H156V84H158V85H154L153 84V82L150 80ZM155 78V77H154ZM213 78L215 79V80H213ZM102 79V78H101ZM101 79H99V81H101ZM198 79H199V77H198ZM209 79H210V81H209ZM232 79H233V81H232ZM36 80H38V77L36 78ZM52 80V81H51ZM71 80V81H70ZM73 80V81H72ZM153 81H154V79H152ZM218 80V81H217ZM221 82H220V81ZM223 80V81H222ZM237 80V79H236ZM237 80V81H238ZM250 80H252L253 82H251V83H253V84H251V85H249V87L251 86V88H249V87H247L246 88V90H245V86L246 85H248V84H250ZM79 81V82H78ZM80 81H84V82H81V84L83 85L82 87H81V85H80ZM87 81H89V82H87ZM96 81V80H95ZM209 81V82H208ZM212 81V82H211ZM31 82H34V83H31ZM39 82V81H38ZM49 82H50V84H49ZM53 82H54V84H53ZM77 82V83H76ZM93 83L94 85H92L91 83ZM224 82V83H223ZM229 84H228V83ZM234 82V83H233ZM23 83V84H22ZM44 83V82H43ZM43 83H42V85H43ZM59 83H61V81L59 82ZM87 83V84H86ZM203 83V82H202ZM211 83V84H210ZM222 83V84H221ZM232 83V84H231ZM247 83V84H246ZM69 84V85H70ZM77 84V85H76ZM152 84V85H151ZM204 84H206V83H204ZM210 86H209V85ZM225 84V85H224ZM51 85V86H52ZM64 85V86H65ZM78 85H80L79 86V89H78ZM88 85H92V87H90V89H89V87H88ZM103 85V86H102ZM218 85V86H217ZM222 85V86H221ZM259 85H261V90H262V94L260 93V95L258 94V93H256V88H258V86ZM19 88H18V87ZM226 86H228V87H226ZM235 87L234 89H232V87ZM60 87V86H59ZM67 87V86H66ZM68 87H70V86H68ZM67 87V88H68ZM80 87H81V89H80ZM96 89H95V88ZM105 89H103V88ZM149 87V88H148ZM220 87V88H219ZM17 88V89H16ZM21 88H22V90H24V91H22L21 90ZM61 88V87H60ZM59 88V89H60ZM82 88H84V91H81V90H83ZM91 88L92 89H94V90H98V91H100V89L102 90H104V91H106V92H100V93H98V91H97V93L95 94V91L93 92V91H91ZM114 88V89H113ZM53 89V88H52ZM51 89V90H52ZM62 89V88H61ZM60 89V90H61ZM66 89V88H65ZM69 89V88H68ZM72 89L74 90V88L72 87ZM109 89V90H108ZM231 91H230V90ZM32 90H31V92H32ZM54 90V89H53ZM112 90V91H111ZM205 90V92H208V91H206ZM238 90H240V91H238ZM30 91V90H29ZM55 91V90H54ZM79 91V92H78ZM82 93H81V92ZM139 91H141V90H139ZM143 91V90H142ZM227 91H229L228 93H227ZM238 91V92H237ZM11 92H13L12 94H11ZM58 92V91H57ZM108 92L109 93H111V94H109L108 95ZM204 92V91H203ZM217 92V91H216ZM5 93V92H4ZM75 94V95H78V94ZM85 93V94H86ZM107 93V94H106ZM151 93V94H150ZM226 93V94H225ZM3 94V95H2ZM87 94H90V93H87ZM93 94V95H92ZM157 94H160L161 95V97H160V95H158L157 96ZM229 94V95H228ZM246 94V95H245ZM250 94V95H249ZM81 95V96H80ZM95 95V96H94ZM257 95H259V96H262V97H258ZM83 96H85V95H83ZM217 96H218V92H217ZM219 96H220V94H219ZM248 96H250L249 98H248ZM256 96H257V98H256ZM4 97V98H3ZM159 97V98H158ZM237 97V98H238ZM84 98H85V100H84ZM97 98V99H98ZM149 98V97H148ZM220 99H221V97H219ZM226 98V99H227ZM230 99H228V100H226L225 98H223V100H226L227 102L228 101H230V104H233L234 102H232L231 103V97H229ZM248 98V99H247ZM253 98V102H252V104H250L251 103V101H250V99H252ZM254 98H256V101H255V99ZM97 99H95L96 101H98ZM109 99V100H110ZM124 99H125V97H124ZM124 99H122L123 101H124ZM173 99V98H172ZM172 99H170V101L172 100ZM187 99V98H186ZM242 99H241V101H242ZM258 99V100H257ZM95 100H94V102H92V103H96V106L98 107V109H100V110H103V109H101V108H103V107H101V106H105L104 104L103 105H101L100 107L101 108H99V101H98V103L97 102H95ZM164 100V102L162 103V101ZM188 100V102H189V104H190V101H189V99H187ZM187 100H185L186 101V103H185V110H186V107H188V102H187ZM192 100H194V99H192ZM222 100V99H221ZM88 101H90L89 99H88ZM88 101H87V103H88ZM126 101H128L127 99H126ZM129 101H131L130 99H129ZM149 101H147V105L149 106V105H151V103H149L148 104V102ZM173 101V100H172ZM184 101V102H185ZM244 101H245V103L246 104H244ZM261 101V102H260ZM166 102V103H165ZM180 102H182V101H180ZM192 103V105H193V102H195V101H191ZM248 102V103H247ZM255 102L258 104V105H256L255 104ZM260 102V103H259ZM84 103H86V102H84ZM108 103H110L111 104V102H108ZM125 102H123V104H124ZM157 103H159V104H162L160 107H158L159 106V104H157ZM129 103L127 102V104L125 103V105H127V106H129L128 108H131V104L130 105H128ZM169 105L168 107L170 108H168V110L164 107L165 105ZM186 104H188L187 106H186ZM190 104V105H191ZM256 106H255V105ZM83 105H84V107H83ZM86 105V106H85ZM108 105V104H107ZM106 105V109H108L107 106ZM124 105V106H125ZM246 105V106H245ZM251 105V106H250ZM254 107H253V106ZM95 106V108H97ZM123 106V107H124ZM85 107H87V108H85ZM89 107V108H88ZM150 107V106H149ZM149 107L147 108V111H148V109H149ZM162 107H164V108H162ZM232 107V108H231ZM248 107V108H247ZM158 108H160V110H161V112H159L160 110H158ZM236 108V109H235ZM246 108H247V111H246ZM68 109V110H67ZM90 109H92V108H90ZM105 109V110H106ZM127 109V108H126ZM172 109V110H171ZM190 109V108H189ZM232 109V110H231ZM100 110H98L99 111V116L100 117H103L102 118V121H104L103 123H107V124H109V125H107L108 127H109V129H110V131H111V122L110 123H108V122H106L107 121V117H106V114H108V111H105V112H107V113H105V116H102L101 114H100ZM150 110V109H149ZM162 110H163V112H162ZM170 110V111H169ZM184 110V111H185ZM235 110V111H234ZM70 111V112H69ZM89 111V110H88ZM97 111V110H96ZM166 111V112H165ZM179 111V113H183V115H184V111H181L180 112ZM231 111V112H230ZM256 111H260V110H256ZM52 113H53V111H51ZM50 112V113H51ZM57 112V111H56ZM76 112H78V111H76ZM84 112V111H83ZM91 112H94V111H91ZM228 112H230V113H228ZM232 112L234 113V114H232ZM42 113H45V112H42ZM67 113V114H66ZM86 113V112H85ZM154 113V112H153ZM157 113H158V115H157ZM159 113H161L160 115H159ZM225 113H227V114H225ZM57 114H58V112H57ZM57 114H55V116H58ZM68 114H69V116H68ZM86 114H88L89 115V112L88 113H86ZM94 114V113H93ZM92 114V115H93ZM95 114H98V112L97 113H95ZM103 114H104V112H103ZM149 114V113H148ZM147 114V115H148ZM151 114H152V112H151ZM191 114H193V115H191ZM240 114H243V115H241L242 117H240ZM51 116H53L54 114H50ZM85 115V114H84ZM90 115H91V113H90ZM153 114L151 115V117L152 116H154ZM160 116V117H157V116ZM223 115H224V117H223ZM225 115H226V118H225ZM245 115V116H244ZM16 116V117H15ZM48 116H49V114H48ZM50 116V117H51ZM98 116V117H99ZM107 116H109V115H107ZM234 116V117H233ZM6 117H8V118H6ZM21 117V118H20ZM71 117V120H69V118ZM99 117V118H100ZM162 117V118H161ZM192 117H194V118H192ZM215 117V118H216ZM222 117V118H221ZM229 117V118H228ZM12 120H11V119ZM16 118V119H15ZM57 118V117H56ZM95 118V117H94ZM93 118V119H94ZM109 118V117H108ZM157 118H159V119H157ZM166 118H164V120H166ZM190 118H191V120L193 119V122L191 121L190 122ZM249 118V120H247ZM6 119H8V123L9 124H6L7 123V121H5ZM20 119V120H19ZM52 119H53V117H52ZM78 120V121H76V120ZM85 119H86V116H85ZM97 120H99L98 118H96ZM96 119H94V120H96ZM101 119V118H100ZM154 119V118H153ZM234 120V122H232V123H227L226 125H225V121L224 120ZM241 119V120H240ZM243 119V120H242ZM10 120V121H9ZM21 120H22V122H25V123H22V124H20L21 123ZM54 120H55V117H54ZM109 120V119H108ZM159 121V124H158V121ZM14 121V122H13ZM86 121V123H87V120H85ZM102 121H100L99 120V122L102 124ZM183 121L185 122L184 123V125H183ZM194 121H195V123H194ZM215 121H216V123H215ZM218 121V122H217ZM222 121V122H221ZM2 122V121H1ZM73 122V123H72ZM77 122V123H76ZM11 123V124H10ZM55 123V122H54ZM56 123H58L57 121H56ZM75 123V124H74ZM156 124V126L155 125H153V124ZM165 123V124H166ZM177 123H178V127H177ZM182 123V124H181ZM195 125L194 127H193V124ZM220 123V124H219ZM14 124H16V125H14ZM19 124V127L17 126ZM23 124H25V126L23 125ZM45 124V123H44ZM69 124H70V126H69ZM105 124L103 125V129L105 130V129H107V130H105V132L107 131V132H109V129L107 128V126H105ZM166 124V125H167ZM171 124L170 125H168V126H171ZM174 124V125H173ZM181 124V125H180ZM188 126H187V125ZM212 125V128H211V125ZM216 124V126H213V125H215ZM234 124V125H233ZM6 125V126H5ZM8 125V126H7ZM66 125L64 126V127H66ZM78 125V124H77ZM76 125V126H77ZM111 125V126H110ZM179 125H180V127H179ZM190 125V126H189ZM203 125V126H202ZM207 125V126H206ZM224 125V126H223ZM16 126V127H15ZM79 126V125H78ZM100 126V125H99ZM102 126V125H101ZM104 126H105V128H104ZM155 126V127H154ZM162 126V125H161ZM167 126V127H168ZM183 126H184V128H183ZM201 126V127H200ZM231 126V127H230ZM30 127V128H29ZM74 129H73V128ZM94 127V126H93ZM154 127V128H153ZM160 127V128H159ZM166 127V126H165ZM164 127V128H165ZM166 127V128H167ZM173 127H171V129H173ZM185 127H186V129H185ZM220 127V128H219ZM223 127V128H222ZM259 127H260V129H259ZM14 128V129H13ZM19 128V134H17L16 132H17V129ZM22 128H24L25 130H26V132L24 131V129H23V131H22ZM42 128V129H41ZM113 128V127H112ZM166 128L164 129V130H166ZM197 128V129H196ZM236 128V129H235ZM47 129H48V127H47ZM67 129V128H66ZM184 129V130H183ZM188 129V130H187ZM192 130V132L190 131V130ZM196 129V130H195ZM213 129V130H212ZM228 129H230V130H228ZM259 129V130H258ZM68 130V129H67ZM77 130V129H76ZM151 130V131H152ZM163 130V129H162ZM163 130V131H164ZM211 130H212V132H211ZM262 130V131H261ZM11 131H15V134H17V135H15L14 136V134H13V132H11ZM20 131H22V133H20ZM29 131V132H28ZM39 131H42V132H39ZM65 131V130H64ZM148 131V130H147ZM227 131V132H226ZM229 131V132H228ZM233 131H234V133H233ZM5 134H4V133ZM73 132V131H72ZM80 132H81V130H80ZM93 132H95V130L93 131ZM190 132V133H189ZM35 133V134H34ZM50 133V132H49ZM74 133V134H73ZM72 133V135H74V136H77L78 135V133H79V131H78V133L77 132H73ZM96 133V132H95ZM190 135H189V134ZM222 133V134H221ZM263 133V134H262ZM4 134V135H3ZM10 134V135H9ZM25 134V135H24ZM61 134H62V132H61ZM62 134V135H63ZM75 134H77V135H75ZM81 134V133H80ZM80 134L78 135V136H80ZM147 134H148V136H147V138L152 134V132L151 133H149V131L147 132ZM150 134V135H149ZM224 134V135H223ZM231 134H234V135H231ZM11 135L12 136H14V137H12L11 138ZM90 135H92L91 136V140H90V142H92V139L94 138V136H93V134L92 133H90ZM169 135V136H168ZM25 136H27V137H25ZM34 136V137H33ZM76 137V138H79V137ZM82 136H85L84 137V139H81V136H80V139H81V142L80 143H82V148H81V150L83 149V142L87 139V138H89L90 136H88L87 135V131L84 133V135H82ZM87 136V137H86ZM152 136L153 135H151L150 137L152 138ZM176 136V137H175ZM227 136V137H226ZM22 137V138H21ZM47 137H50L51 139H57L56 141L57 142H54L53 143V141H55V140H51L50 138H47ZM93 137V138H92ZM178 137V138H177ZM179 137H180V139H179ZM226 139H225V138ZM228 137L230 138V140H228ZM232 137V138H231ZM59 138V137H58ZM86 138V139H85ZM95 138H98V136H96ZM60 139V140H61ZM80 139H78V140H80ZM100 141H101V139L100 138H98ZM150 139V138H149ZM178 139V140H177ZM16 139L14 138V141H15ZM50 140V141H49ZM62 140V141H63ZM88 140V141H89ZM155 140H156V143H155ZM96 141H98L97 139H95V143L96 144H98V142H96ZM150 141V140H149ZM148 141V142H149ZM202 141V142H201ZM226 141H228V142H226ZM50 142H52L51 143V145H50ZM69 142V143H68ZM77 142V141H76ZM89 142V143H90ZM229 142H230V144H229ZM89 143H87L86 141H85V144H87L86 146H88V147H90L91 148V146L92 145H90ZM93 143V142H92ZM163 143V144H162ZM228 143V144H227ZM22 144H23V146H22ZM61 144V143H60ZM96 144H95V146H96ZM101 144H102V142H101ZM77 145V146H76ZM75 146L76 147H81V144L79 145L78 143L76 144ZM79 145V146H78ZM99 145V144H98ZM97 145V146H98ZM148 145V146H149ZM151 145V146H152ZM160 145V146H161ZM3 148H2V147ZM34 146V147H33ZM50 146V147H49ZM57 146H59V145H56L55 147H57ZM86 146L84 147V149L86 150L87 148H86ZM93 146H94V144H93ZM92 146V148L94 149V147ZM101 146V145H100ZM151 146H149V148L152 150V149H154V150H152V151H150L153 155H155V154H158V153H156L155 151H157L158 152V149L157 148H152ZM242 146V147H241ZM7 147H9V145L7 146ZM21 147H19V149L21 148ZM46 147V148H45ZM47 147H49L48 149H47ZM54 147V148H55ZM61 147V146H60ZM101 147H103V145L101 146ZM104 147H106V146H104ZM103 147V149H104V151L106 152L105 154H107V152H108V159L105 161H103V162H101V161H95L96 159H100V158H98V155H100L101 153H99V154H97V156H93V154L95 155L97 152H95V149L97 150V148H95L94 150H92L91 151V154H92V157L93 158H95V160L94 159H92L91 161H85L86 163H88V162H90L91 164H92V161H95V162H98V163H96L95 164V162H93L94 163V165H96V167H94V168H96L97 169V167L101 164V166H102V164H104L105 162L107 163L108 161H110L109 160V155H111V158H113L114 159V157H112V155L113 154H109L110 153V150H109V148L110 147H106L107 149H108V151L105 149ZM164 147V148H163ZM224 147V148H223ZM2 148V149H1ZM21 148V149H22ZM27 148V149H26ZM42 148L43 150H45V151H42L41 152V150L40 149ZM58 149H59V147H57ZM90 148H88V150H90ZM100 148V147H99ZM166 148V149H165ZM181 148V149H180ZM206 148V149H205ZM19 149H17L16 148V150L18 151ZM47 149V150H46ZM52 149V150H51ZM59 149V150H60ZM73 150L74 149H76L75 147H73L72 148ZM72 149H70V150H72ZM83 149V151H85ZM148 149V148H147ZM149 149V150H150ZM157 149V150H156ZM33 150V151H32ZM38 150H40V155H39V151ZM55 150V149H54ZM61 150V151H62ZM80 150V149H79ZM79 150L77 149V151L79 152ZM102 150V149H101ZM101 150H98V152H101ZM111 150L112 151H114L115 152V150H113L112 148H111ZM148 150V151H149ZM27 151L29 152V154L27 153ZM60 151V152H61ZM62 151V152H63ZM76 151V150H75ZM103 151V150H102ZM111 151V152H112ZM168 151V152H167ZM184 151V152H183ZM3 152V151H2ZM18 152V153H19ZM46 152V153H45ZM47 152L49 153V155L47 154ZM61 152V153H62ZM86 152H88V151H86ZM93 152H95V153H93ZM113 152V153H114ZM150 152H148V153H150ZM153 152H155V153H153ZM5 153V152H4ZM12 153V154H11ZM17 153V152H16ZM41 153L44 155V158H40V156L42 157V155H41ZM66 153V154H65ZM70 153V151L68 152V154ZM80 153H82L81 151H80ZM89 153V152H88ZM160 153V152H159ZM171 153V159H170V156L168 155V154H170ZM180 153V154H179ZM0 154H1V152H0ZM47 154V155H46ZM71 154H69V155H71ZM76 154V155H75ZM165 154H164V156H163V158L162 159H164V161H165V159L166 158H164L165 157ZM203 154V155H202ZM9 155H11L12 157H13V159L12 158H10V157H8ZM28 155V156H27ZM37 155H39V156H37ZM58 155H60L59 153H58ZM80 155H82V154H80ZM148 155H150L151 156V154H148ZM147 155V156H148ZM152 155V156H153ZM200 155H202V156H200ZM15 156V157H16ZM24 156V157H23ZM27 156V157H26ZM45 156H47L46 157V160H45ZM49 156V157H48ZM59 157L60 158V160H59V158L57 159V157ZM115 156H116V154H115ZM156 156V155H155ZM16 157V158H17ZM56 157V158H55ZM83 157V156H82ZM82 157H79L78 159H76L75 160V163L77 164V160H82ZM97 157V158H96ZM240 157V158H239ZM81 158V159H80ZM160 158V159H161ZM44 159V160H43ZM51 159V160H50ZM90 159V158H89ZM161 159V160H162ZM5 160V161H4ZM7 160V161H6ZM12 160V161H11ZM69 160H70V158H69ZM101 160V159H100ZM149 160V161H148ZM159 160V159H158ZM20 161H21V163H20ZM48 161H49V163H48ZM135 161V160H134ZM134 161L132 162V158L130 159V163H132V164H135L134 163ZM6 162V163H5ZM15 162H16V164H15ZM18 162V163H17ZM51 162V163H50ZM60 162V163H59ZM63 162V163H62ZM79 162V161H78ZM154 162H156V163H154ZM158 162H159V164H158ZM163 162V161H162ZM81 163V164H80ZM82 163H84V161H81V162H79V164L80 165H82V167H86V165H89V163L88 164H86V165H84L83 166V164ZM155 165H159V166H157V168L159 169V167H160V169H161V167H162V170H158V172H157V170H155L156 172H155V175H154V173H153V171H152V168H153V170L156 168V166L155 167H152V166H154L153 164ZM50 166H49V165ZM98 164V165H97ZM7 165V166H6ZM13 165V166H12ZM20 165V166H19ZM27 167H26V166ZM60 165H64L63 167L62 166H60ZM78 165V164H77ZM80 165H78V166H80ZM93 165V164H92ZM91 165V166H92ZM6 166V167H5ZM45 166V167H44ZM55 166V167H54ZM74 166L76 167V168H78V170L77 171H81V170H83L82 169V167L80 166V168L79 167H77L75 164H74ZM90 166V165H89ZM89 166H87V168L85 169V170H88V172H90V169L91 168H93V167H89ZM101 166H99L100 168H101ZM136 166V165H135ZM13 167V168H12ZM56 169H59L58 171H56L54 168ZM59 167V168H58ZM74 167V168H75ZM89 167V168H88ZM99 167H98V169H99ZM172 167V168H171ZM9 168V169H8ZM53 168V169H52ZM61 168V169H60ZM93 168V169H94ZM67 169H70V168H67ZM79 169H81V170H79ZM164 169H166V171H164ZM95 170V169H94ZM94 170H91V172L92 171H94ZM174 171V172H172V171ZM55 173H54V172ZM84 171V170H83ZM96 171V170H95ZM95 171L93 172V173H95ZM152 171V172H151ZM160 171V172H159ZM161 171H163L162 172V175H160L161 174ZM169 172V171H171L170 172V176L172 175V174H174V175H172L171 177L173 178H171V179H168V180H170L169 182L171 183H169L168 182V180L166 179V177L165 176H168L169 177V175H167L168 173H166V172ZM65 172V173H64ZM82 172V171H81ZM90 172V173H91ZM165 172V173H164ZM213 172V173H212ZM57 173H58V175H57ZM69 173H70V175H69ZM159 173V174H158ZM164 173V174H163ZM62 174H64V175H62ZM156 174L157 175H159V176H156ZM166 174V175H165ZM165 175V176H164ZM62 176H63V179H65L64 177L66 176V178H67V180L69 181H67V180H63L62 179ZM156 176V177H155ZM160 176H163L165 179H163V180H165L164 181V183H163V180L162 181H157V179L159 180H161V178L162 177H160ZM61 177V179L65 182H67L66 184L65 183H63V184H65L64 186H62L63 184L61 183V186L63 187V188H65V190H68V188L71 186H74V187H72L73 188V191H72V189H71V191L73 192V194H72V196H73V200H75L73 203H70V205H69V202H67V200H69L66 196H68L69 197V195H70V192H69V195H68V193H67V195H66V191H64V193H65V195H63L62 194V197H61V194L59 193V192H61V191H63V188H60L61 186L58 184V186H60V187H58L57 185L55 186L53 183H55L56 184V181L59 179ZM159 177V178H158ZM174 177L176 178L175 180H174ZM154 178V179H153ZM157 178V179H156ZM152 179V180H151ZM60 180V179H59ZM72 180V181H71ZM149 180H150V182H149ZM174 180V181H173ZM75 181V182H74ZM153 181H155V182H153ZM58 182V181H57ZM76 183V184H74V183ZM149 182V183H148ZM156 182H158V185H159V188L161 189H158L157 187L158 186H156L155 184H156ZM70 184V186H69V184ZM154 184L153 186L151 185V184ZM163 183V184H162ZM170 184L169 186H166V184ZM68 184V186H66ZM77 185V186H76ZM150 185L152 186V187H150ZM161 185V186H160ZM156 187V190H155V187ZM58 187V190H59V192L57 191V189L56 188ZM70 187V188H71ZM162 187V188H161ZM167 188V189H166ZM75 189V190H74ZM70 190V189H69ZM152 190V191H151ZM155 190V191H154ZM157 190H159V191H157ZM55 191V193H53ZM57 191V192H56ZM106 191V193H107V191L108 190H105ZM71 192V193H72ZM79 192V193H80ZM82 192H83V190H82ZM82 192H81V194H82ZM157 192V193H156ZM57 193H58V195H57ZM63 193V192H62ZM75 193H77L78 195H81V194H79L77 191L75 192ZM108 193H109V191H108ZM160 193V194H159ZM60 194V195H59ZM83 194H85V193H83ZM82 194V198H81V201H82V204L84 203V201H83V198H84V195ZM110 194H112L113 195V193L111 192ZM148 195H149V193H147ZM158 194H159V196H158ZM176 194V195H175ZM86 195V194H85ZM92 195H93V193H92ZM91 195V196H92ZM175 195V196H174ZM74 196H75V198H74ZM90 196V197H91ZM93 196H95V195H93ZM149 196V197H150ZM64 197H65V199H64ZM109 197H111V195H109ZM109 197H108V199H109ZM113 197V196H112ZM148 197V196H147ZM148 197V198H149ZM159 197V198H158ZM180 197V198H179ZM71 198V197H70ZM98 198V197H97ZM147 198V199H148ZM67 199V200H66ZM137 200H139V199H137ZM177 200V201H176ZM69 201H71V199L69 200ZM80 201V200H79ZM79 201H76V203L77 202H79ZM160 201H161V203H160ZM176 201V202H175ZM66 202H67V204H66ZM94 202H95V205H94ZM158 202H159V204L161 205L162 204V206L160 207V205L158 204ZM89 203V202H88ZM91 203L93 204V207H92V205H91ZM148 203H151V204H155V205H153V206H151V204H149L148 205ZM156 204H157V206H156ZM174 204H176V205H174ZM81 205V204H80ZM159 205V206H158ZM76 206V207H75ZM94 206H97V211H95V210H93L95 207ZM169 206V207H168ZM181 206V207H180ZM184 206V207H183ZM79 207V208H78ZM82 207V209L84 208V210H80L81 212H82V215L80 214L81 212H79L78 211V209H80ZM100 207V206H99ZM159 207V208H158ZM193 207V208H192ZM77 208V209H76ZM86 208V209H87ZM139 208V209H138ZM186 208V209H185ZM74 209V210H73ZM134 209H132V211H134ZM164 209V210H163ZM169 209V210H168ZM180 209V210H179ZM128 210H130V211H128ZM128 210H126L127 211V213L128 212H131V209L129 208ZM167 210V211H166ZM173 210V211H172ZM186 210V211H185ZM86 211H88L89 213V218H87L88 220H90L91 218V221H88V220H86V217H88V214H87V216L86 217H84L83 218V215L85 216V214H84V212H86ZM176 211V212H175ZM181 211V212H180ZM136 212H139L138 213V215H135L136 214ZM159 212V211H158ZM76 213V214H75ZM96 215H95V214ZM126 213V212H125ZM125 213H123V215L125 214ZM126 213V214H127ZM121 215H122V213H120ZM126 214L124 215L125 216V219H124V217L123 216H120V218L122 217V221H124L125 220V222H124V224H122V225H124V226H127L128 228L130 227V226H132V225H130V224H133V226H134V228H135V225H138V224H135L134 225V223H131L132 221L130 220V218H132V217H134L131 213H128V216H126ZM149 214V215H148ZM93 215H95L96 217H92ZM115 215V214H114ZM129 215H130V217H129ZM132 215V216H131ZM173 215V216H172ZM150 218H149V217ZM159 216V217H158ZM163 216H164V218H163ZM194 216V217H193ZM127 217V218H126ZM129 217V218H128ZM68 218V219H70V220H68V221H70V223H72V220H73V224L74 223H81V224H79L80 226L83 224L85 227H87V228H89V229H87V228H85V229H87V230H85V233H87V234H89V233H92V237L95 239H93L92 237H90L91 236V234L89 235V237L87 238L85 235V233H82L83 235L81 236L80 234H78L77 235V233H76V235L79 237V235L82 237V239H85V238H87V239H90V238H92L93 239V242H95L96 240V242L95 243H92V240H91V245H93V246H91V245H89V242L88 243H86L88 240L87 239H85V240H87L86 242H85V240H84V243H86L85 244V246H87V248L90 250L88 253L86 252V251H88V250H86L83 246H82V240H79V238L78 237H76L77 238V240H76V238L74 237L75 235V233H73L72 235H70L69 236V238L71 237V239H72V237H74V240H76L75 242L73 241V240H68V235H66V233L68 234L70 231V228H72V226L70 227L69 226V224L70 223H68V221L66 220V219ZM93 218H94V220H93ZM147 218V219H146ZM162 218V219H161ZM167 218V219H166ZM97 219H99V217L97 218ZM124 219V220H123ZM142 219V220H141ZM152 219V220H151ZM175 219V220H174ZM66 220V221H65ZM150 220V221H149ZM167 220V221H166ZM171 222V224H170V222ZM181 220V221H180ZM86 221H88V222H86ZM128 221H131L130 223H128V225H127V222ZM154 221V222H153ZM174 221V222H173ZM9 223L10 224V222L12 223V225L13 226H15V227H17L18 225H19V227H20V225H23L22 226V228H25L26 230H27V232H29V233H32L31 235H33V236H31V235H29V236H24L23 237V235H21V233L19 234V235H17V232H18V230H17V228H16V230H13V231H15V233L14 232H10L12 229H7V230H4L3 229V227H4V225L6 224V223ZM159 222V223H158ZM167 222V223H166ZM88 223V224H87ZM150 223V224H149ZM161 223V224H160ZM166 223V224H165ZM9 224H7L8 226H9ZM55 224V225H54ZM68 224V225H67ZM73 224H70V225H73ZM126 224V225H125ZM148 226V227H145L146 225ZM155 224V225H154ZM178 224H179V226H178ZM69 226L70 228H68L67 226ZM75 225V224H74ZM77 225V224H76ZM77 226V229L76 228H74V229H76V230H78V227L80 228V226ZM83 225H82V227H81V229L83 228ZM130 225V226H129ZM144 225V226H143ZM154 225V226H153ZM162 225V226H161ZM166 225H168V227L166 226ZM53 226V227H52ZM55 226V227H54ZM59 226H61V231L60 230H58V228L60 229V227ZM90 226V227H89ZM97 226H98V224H97ZM157 226V227H156ZM178 226V227H177ZM57 227V228H56ZM66 227H67V229H66ZM74 227V226H73ZM93 227H95L93 230H91ZM126 227V228H127ZM165 227H167V228H165ZM54 228H56L55 230H54ZM123 228H125V227H123ZM127 228V229H128ZM133 228V227H132ZM131 227H130V229L131 230H133ZM150 228V229H149ZM154 228V229H153ZM157 228H159L158 230H157ZM184 228V229H183ZM66 232H63V230ZM66 229V230H65ZM73 229V231H76V230H74ZM79 230L80 231V233H81V231L83 230ZM97 229V228H96ZM126 229V230H127ZM136 229V228H135ZM136 229V230H137ZM152 229V230H151ZM3 230V231H2ZM58 232H57V231ZM72 230V229H71ZM89 230V232H87ZM91 230V231H90ZM125 230V229H124ZM162 230V231H161ZM17 231V232H16ZM56 231V232H55ZM67 231H69V232H67ZM128 231H129V229H128ZM155 231V232H154ZM59 232H60V234H59ZM77 232V231H76ZM130 232V231H129ZM132 232V231H131ZM152 232V233H151ZM160 232H162V233H160ZM165 232H167V233H165ZM172 232V233H171ZM179 232V233H178ZM19 233V232H18ZM58 234V236H56L55 234ZM72 233V232H71ZM70 233V234H71ZM137 234L139 233L138 231L136 232ZM165 233V234H164ZM180 233H182V234H180ZM37 234V235H36ZM66 235V236H64V235ZM85 234V235H84ZM94 234V235H93ZM96 234V235H95ZM131 234H135V232L134 233H131ZM150 234V235H149ZM151 234H152V236H151ZM154 234V235H153ZM159 234V235H158ZM167 234V235H166ZM175 234V235H174ZM20 235H21V237H20ZM74 235V236H73ZM157 235V236H156ZM162 235V236H161ZM34 236H37V237H34ZM63 236V237H62ZM83 236H84V238H83ZM164 236H166V237H164ZM169 236V237H168ZM23 237V238H22ZM31 237H33V238H31ZM67 237V238H66ZM98 237V238H97ZM146 237V236H145ZM149 237H151V238H149ZM41 238V239H40ZM168 240H167V239ZM25 239H27V240H25ZM38 239V240H37ZM153 239V240H154ZM162 239V240H161ZM166 239V240H165ZM102 241H104V240H102ZM125 241V245L123 244L122 246H126L128 243H126V240H121V243H123ZM162 241V242H161ZM169 241V242H168ZM147 242H148V240H147ZM186 242V243H185ZM99 243V244H100ZM112 243V244H111ZM156 243L154 244V247H153V242L150 244L151 246H152V251H150L151 253H149V251H144V252H148L147 253V256L150 254V255H152V258L154 257L153 256V254L155 253V250L157 251V247H155L156 246ZM88 244V245H87ZM103 244H104V242H103ZM149 244V243H148ZM147 244V245H148ZM103 246L102 248H104L105 250V253L106 254H104L103 255V253H100V251L101 252H103V249L101 248V247H98L99 249L101 248V250H99L98 248H97V246ZM148 246L149 248L151 247V246ZM66 246V247H65ZM91 246V247H90ZM114 246V247H113ZM120 246H121V244H120ZM219 246V247H218ZM239 246V247H238ZM77 247H78V249H77ZM90 247V248H89ZM92 247H94V249L92 248ZM145 246H141L140 247V249L141 250H143L142 248H144ZM147 247V246H146ZM148 247H147V250H149L148 249ZM227 247V248H226ZM238 247V248H237ZM242 247V248H241ZM74 248H75V251L76 250H78V251H76V253H75V251H74ZM97 248V249H96ZM117 248V249H116ZM123 248V247H122ZM138 248H139V246H138ZM155 248H157V249H155ZM172 248V249H171ZM91 249L93 250V251H91ZM151 249V248H150ZM154 249V250H153ZM167 249L169 250L168 252H167ZM74 251V255L72 254L73 253V251ZM96 250H99V251H96ZM106 250H107V252H106ZM137 250V249H136ZM135 250V251H136ZM116 251H118V252H116ZM121 251H123V250H121ZM138 251V250H137ZM160 250H158L156 253H158ZM217 251V252H216ZM87 254H89L90 252H93V253H90L89 254V256L87 255L86 256V253ZM131 252H134V251H131ZM166 252V253H165ZM171 252V253H170ZM204 252V253H203ZM169 253V254H168ZM174 253V254H173ZM4 254V255H3ZM19 254V255H18ZM92 254L93 255H95V256H92ZM131 254V253H130ZM159 254V256L161 255L160 253H158ZM173 254V256L174 257H172L171 255ZM105 255H107V256H105ZM117 255V256H116ZM133 255V254H132ZM131 255V256H132ZM136 254H134V256H135ZM150 255L148 256V257H150ZM71 258H70V257ZM116 256V257H115ZM156 257V259H154L155 261L157 260V262H158V258L157 257H159L157 254L155 255ZM169 256V258H167V257ZM179 256V257H178ZM214 256V257H213ZM221 256V257H220ZM94 257V258H93ZM108 257V258H107ZM136 257V256H135ZM134 257V258H135ZM147 257V261H151L152 262V260L153 259H150V258H148ZM162 257V256H161ZM3 258V259H2ZM99 258H95V260L96 259H99ZM109 258H110V260H109ZM123 258V257H122ZM128 258H130V257H128ZM128 258H127V260H128ZM134 258H132L133 260H134ZM160 258V257H159ZM173 258V259H172ZM115 259V260H116ZM150 259V260H149ZM68 260V261H67ZM118 260H120V259H118ZM124 260V258L122 259V261ZM130 260V259H129ZM128 260V261H129ZM167 260V261H166ZM35 261H37V262H35ZM78 261H79V259H78ZM82 261H80L81 263L80 264H82ZM92 261V260H91ZM99 261V262H100ZM122 261H118L120 264H122ZM77 262V261H76ZM115 262V261H114ZM118 262H115V264L116 263H118ZM124 262V261H123ZM165 262V263H164ZM232 262V263H231ZM83 263H86V261L85 262H83ZM87 263H89V264H91L90 263V259L89 260H87ZM148 263V262H147ZM153 263H155L154 261L152 262V263H148V264H153ZM62 264V263H61ZM67 264V263H66ZM124 264H125V262H124ZM157 264V263H156Z\"/></svg>",
  "mask_w": 264,
  "mask_h": 264
},
{
  "label": "bare ground",
  "instance_id": "2",
  "mask_svg": "<svg viewBox=\"0 0 264 264\" xmlns=\"http://www.w3.org/2000/svg\"><path fill=\"white\" fill-rule=\"evenodd\" d=\"M33 1H35V0H33ZM43 1V0H42ZM48 2H49V0H47ZM52 1V0H51ZM101 1V0H100ZM105 1V0H104ZM104 1H101V2H103L102 4H101V6H103V4L105 5V2ZM106 1H109V0H106ZM120 1V0H119ZM122 1V0H121ZM134 1H136V0H134ZM133 1V2H134ZM137 1H139V0H137ZM136 1V2H137ZM155 1H157V0H155ZM230 1V0H229ZM243 1H245V0H243ZM242 1V2H243ZM248 0H246V2H247ZM250 1V0H249ZM252 2H251V7H252V5L253 4H255L254 5V7L257 5L256 4V2L258 3V1H254V0H251ZM253 1L255 2V3H253ZM262 1V0H261ZM1 3H0V91H1V93H2V91H4L3 92V94H5V96L6 95H9L10 93V91H12V88L13 87H15V82L17 81V76L15 77L13 74H11L10 73V71L9 70H12L11 69V67L13 68V66L14 65H16L17 63L16 62H18V59L16 60V58H18V56L17 55H14V54H16L15 52H14V49H17V48H15L16 46H12V45H14V44H12V43H15V41L17 40L16 39V35L17 34H15V31L13 32V31H11V30H17L15 27H13V29H12V26H11V23H10V21L12 20V19H15L16 17H19L20 16V14H21V11L23 10V8H27L28 7V4H29V7H30V9H31V6H32V4H33V2H32V4H30V2L28 1V0H26V1H24V3L23 4H21L22 2H21V0H2V1H0ZM27 2V5L25 4ZM39 2V1H38ZM38 2H34L35 4L36 3H38ZM47 2V3H48ZM66 2V1H65ZM112 2V1H111ZM129 2V1H128ZM130 2H132V1H130ZM144 2V1H143ZM142 1L140 2V3H143ZM163 2V1H162ZM221 2V1H220ZM222 2L224 3V1L222 0ZM226 2V1H225ZM228 2V1H227ZM226 2V3H227ZM230 2H232V1H230ZM242 2H240V3H242ZM245 2V3H246ZM21 5H20V4ZM40 3V2H39ZM45 3H46V0H45ZM45 3H42L43 5H45ZM46 3V4H47ZM117 3V2H116ZM158 3V2H157ZM238 3H239V1H238ZM239 3V5H242V6H240L241 7V9H239L238 8V10H239V12H240V10H241V12H242V7L243 6H245L244 8L246 9V5L244 4H240ZM250 3V2H249ZM248 3V4H249ZM253 3V4H252ZM261 3V2H260ZM25 4V5H24ZM41 4V5H42ZM50 4H51V2H50ZM98 4V3H97ZM220 4V3H219ZM222 4V3H221ZM228 4V3H227ZM226 4V5H227ZM259 4V3H258ZM262 4V3H261ZM23 5V6H22ZM31 5V6H30ZM40 5V6H41ZM96 5V4H95ZM232 5V4H231ZM237 5V4H236ZM236 5H235V7H236ZM34 6V5H33ZM38 6H39V4H38ZM50 5H48V7H49ZM57 6V5H56ZM66 6V5H65ZM88 6V5H87ZM210 6V5H209ZM222 6H224V5H222ZM248 6V5H247ZM257 6H262V5H257ZM29 7H28V9H29ZM69 7H71V6H68L67 8L69 9ZM108 7V6H107ZM118 7V6H117ZM142 7V5L140 6V8ZM220 7H221V5H220ZM219 7V8H220ZM250 7V6H249ZM251 8V9H253L254 11H259V10H263L262 8L261 9H259L258 8V10H256L255 8ZM34 8H37V6L35 7L34 6ZM40 8V7H39ZM58 8V7H57ZM74 8V7H73ZM142 8H144V7H142ZM210 8V7H209ZM228 8V7H227ZM226 8V9H227ZM232 8H233V6H232ZM248 8V7H247ZM50 10H51V8H49ZM48 9V10H49ZM53 9H54V7H53ZM52 9V10H53ZM59 9V8H58ZM76 9V8H75ZM77 9H78V5H77ZM89 9V8H88ZM95 9V6L93 7V9L92 10H94ZM105 9H106V7H105ZM208 9V8H207ZM207 9H204V11L205 10H207ZM235 9V8H234ZM251 9H250V12H251ZM42 10H44V9H41V11H40V14H42ZM47 10V9H46ZM50 10H49V12H50ZM51 10V11H52ZM55 10H56V8H55ZM54 10V11H55ZM69 10H71V12H72V9H69ZM84 10V9H83ZM82 10V11H83ZM120 10V9H119ZM142 10V9H141ZM145 10V9H144ZM210 10V9H209ZM225 10V9H224ZM228 10V9H227ZM233 10V9H232ZM248 10V9H247ZM246 10V11H247ZM33 11V10H32ZM87 11V10H86ZM138 11H139V9H138ZM155 11V10H154ZM264 11V10H263ZM62 12L65 14V16H67L66 15V13L63 11V9H62ZM78 12V11H77ZM89 12V11H88ZM88 12H86L85 14L88 16V15H90V13H91V11H90V13H88ZM95 12H97V8H96V10H94V13H92L91 15H96L95 14ZM142 12H144V11H142ZM214 12V11H213ZM234 12V11H233ZM236 12H238V11H236ZM235 12V13H236ZM238 12V13H239ZM240 12V13H241ZM245 11L243 10V12H242V14L244 13ZM262 12V11H261ZM46 13H47V11H46ZM54 13H56V12H54ZM54 13H52V12H50V14L52 15V17L54 18H52L51 19V15H48V16H50V17H48V18H50V19H48V21L50 20V22H48L47 21V23H49L48 25L50 26V23H51V21H52V25H53V20L56 22V23H58V21L61 19V18H63L62 16L64 15V14H61V11H60V13L58 12V16L59 17H61V18H59L58 16H56V14H54ZM68 13H70L69 11H68ZM67 13V14H68ZM76 13V12H75ZM88 13V14H87ZM98 13V12H97ZM99 13H100V11H99ZM151 13V12H150ZM152 13H154V12H152ZM151 13V14H152ZM199 13V12H198ZM205 13V12H204ZM209 13V12H208ZM217 13V12H216ZM225 12H223L222 14L223 15H225L224 14ZM239 13V14H240ZM247 13H249V11L247 12ZM262 13H264V12H262ZM44 14V13H43ZM43 14L41 15V16H43ZM70 14H73V13H70ZM69 14V15H70ZM109 14V13H108ZM107 14V15H108ZM111 14V13H110ZM145 14H146V12H145ZM151 14H149L150 16H151ZM158 14V13H157ZM201 14V13H200ZM214 14V13H213ZM219 14V13H218ZM230 14V13H229ZM237 14V13H236ZM240 15V16H243V15ZM244 14H246V13H244ZM252 15H254V12L252 11V13H251ZM251 14H246V15H244L243 16V20H244V18H246L247 17V15H249L248 17H250V19H253V18H255L256 17V19L257 18H259L258 16H256L257 14H255L254 15V17H252L251 16ZM259 14H260V12H259ZM37 15H39L38 13H37ZM57 17V19L55 20V16ZM76 15H77V13H76ZM83 15H84V13H83ZM82 15V17H84V19L82 18V21H84L85 20V18H86V21H88L89 22V17H91L92 18V16H89V17H86V16H83ZM154 15V14H153ZM151 16L153 19H154V16ZM202 15V14H201ZM200 15V16H201ZM204 15V14H203ZM203 15H202V17H203ZM206 15V14H205ZM210 14H208V16H209ZM215 15V14H214ZM220 15V14H219ZM234 15V14H233ZM34 16H36V15H34ZM34 16H32V17H34ZM44 16H46V15H44ZM70 16H73V15H70ZM132 16V15H131ZM230 16V15H229ZM228 16V17H229ZM260 16H261V14H260ZM31 17V18H32ZM67 17H69V16H67ZM109 17V16H108ZM111 17V16H110ZM113 17V16H112ZM156 17V16H155ZM162 17V16H161ZM195 17H197L196 16V14H195ZM215 17V16H214ZM216 17H217V15H216ZM222 17V16H221ZM238 17H239V15H238ZM30 18V19H31ZM42 18H45V17H42ZM96 17L94 16V19H95ZM127 18V17H126ZM133 18V17H132ZM146 18V17H145ZM207 18H210V17H207ZM213 18V17H212ZM233 18V17H232ZM235 18V17H234ZM241 18V17H240ZM262 18H264V17H262ZM64 19V18H63ZM67 19V21H68V19L69 20H71V17L70 18H66ZM65 19V20H66ZM88 19V20H87ZM93 19V21H95ZM110 19V18H109ZM121 19V18H120ZM128 19V18H127ZM139 19V18H138ZM143 20L142 21H144V18H142ZM155 19H157V18H155ZM163 19H165V18H163ZM201 19V18H200ZM199 19V20H200ZM203 19V18H202ZM201 19V20H202ZM206 19V18H205ZM237 19V18H236ZM242 19V18H241ZM250 19L249 20H247L246 19V21L248 22V21H250ZM253 20L252 22H248L252 27H254L255 25H252V23L254 24V21H256L255 23H257V21L258 20H260V19H258V20ZM28 20V19H27ZM33 20H34V18H33ZM42 20V19H41ZM43 20H45V19H43ZM73 18H72V20L71 21H68L69 23L70 22H73ZM77 20V19H76ZM97 20V19H96ZM101 20V19H100ZM126 20V19H125ZM146 20H148L147 18H146ZM159 20V19H158ZM198 20V19H197ZM210 20V19H209ZM211 20H213V19H211ZM218 20H220L219 18H218ZM239 20V19H238ZM243 20H241V21H243ZM263 19H261V21H262ZM30 21H32V20H30ZM36 21V20H35ZM38 21V20H37ZM37 21H36V24H37ZM62 21H64V20H62ZM86 21H84L83 23H88V22H86ZM137 22L139 21V20H136ZM142 21H139V22H141L142 23ZM205 21V20H204ZM236 21V20H235ZM246 21H244V23L246 22ZM26 22V21H25ZM24 22V23H25ZM34 22V21H33ZM32 22V23H33ZM44 22V21H43ZM59 22H61V20L59 21ZM68 22H63V23H60V24H62L63 26L64 25H66L65 26V28L67 27V23ZM107 23H108V21H106ZM105 22V23H106ZM127 21H125V23H126ZM135 22V21H134ZM136 23V24H140V23ZM223 22V21H222ZM225 22V21H224ZM228 22V21H227ZM246 22V24H248ZM29 23V22H28ZM38 23H39V21H38ZM90 23H92L91 21H90ZM106 23V24H107ZM130 23V22H129ZM147 23V22H146ZM202 23V22H201ZM217 24L216 22H214L213 21V24ZM234 23V22H233ZM259 23V22H258ZM257 23V24H258ZM262 25H263V23H264V21L263 22H260ZM259 23V24H260ZM30 25H31V22L29 23ZM73 24V23H72ZM81 24V23H80ZM95 24V23H94ZM105 24V25H106ZM133 24V23H132ZM219 24V23H218ZM222 24V23H221ZM229 24H231V21H230V23ZM228 24V25H229ZM235 24V23H234ZM245 24V25H246ZM258 24V25H259ZM261 24L258 26V27H260L261 26ZM42 25H43V23H42ZM71 25V24H70ZM81 25L83 26V27H81ZM80 25V27L79 28H81V30L82 29H84L83 31L85 32V31H87V33H89L88 31V29H87V27L85 26V24H81ZM88 25V24H87ZM99 25H100V23H99ZM103 25L104 24H102L101 26L103 27ZM114 25V24H113ZM112 25V23L111 22H109V24H107L104 28H105V32H104V36L105 37H103L102 35H100L101 37H103V38H99V37H97L98 38V40L100 39V41H98V43H96L97 41H94L95 42V45H94V42H93V40H92V43L90 42V44L91 45H94L93 47H94V49H91V47L88 49V47L89 46H91V45H89V43H87L88 45L87 46H83V47H81V49H84V48H87L86 50H88V52H91V54L93 55L94 54V56H95V62L97 63V64H100V62H101V64H103L102 65V67H103V69L104 68H107L110 72H111V78H110V80H111V82L114 84V86H115V92L113 91V97H112V94L111 93H109L108 92V95L109 94H111V96L109 95V96H106V98H108V97H111V99L110 98H108V102H111V104L110 103H108V102H106V100H105V103H107L106 105L108 106L107 108L108 109H106V105L104 104V101L102 102L105 106H101V105H103V104H101L100 103V100L102 99V98H104V97H102V96H100V95H103V94H98V95H96V96H99V98L97 99L96 97H95V99H97L98 101H99V103H98V101H96L94 98H93V100H92V98H90L89 96H91V93L92 92H90L89 90H88V88H87V93H90V94H87L85 91H86V89H85V91H84V88H82L83 90H81V91H84V94L82 93V97H85L86 98V100H85V98H84V102H86V103H84L83 102V98H80L81 99V101L83 102V104H86V105H88L89 103H91V104H95V106H96V103H92V102H94V100H95V102H97L99 105V108H101V107H103V108H101V109H103V110H100V109H98V107L97 108H95V106H90V104H89V107L90 108H92V109H90L89 107V109H84L83 110V108H81L80 106L82 105L81 104V102H80V99H79V94L80 93H77V92H75V90H76V88L77 87H75L74 85H72L71 86V84L70 83H68V84H66L65 85V83H67V82H63V80H60V79H63V78H59L58 76H60V77H64V81H66L65 80V75H63V76H61L62 74H59L60 73V71L62 70V72H63V70L65 71L64 73L66 74V72L69 70V69H67V68H64V66H66L67 67V65L65 64L64 66H63V69H61V68H59V75H57V80H60L61 81V83H59L60 81H58L57 83L58 84H60V85H58L57 83H56V81H55V78L53 79L52 77H51V75H49V73H50V71H47V69H49V67H51V66H44L46 69V71L47 72H49L47 75H49L51 78H52V80L53 81H55V84H56V86H57V90H56V87L54 86L53 87V85L51 86V85H49V86H46V80H47V78H46V80H45V76H44V74L46 73H44L43 71V73L44 74H42V72H41V70H39V69H41L42 67L41 66H43V65H41L40 63H41V60H40V58L38 59V60H34L35 62H33V61H31V60H29L28 62H26V63H29L30 62V64H28L29 66H27V64L25 63V67H26V69L25 70H23V73H24V76H23V80H25V84H27L28 82H30V81H32L33 79H35V81H37V83H41L39 86L37 85V84H35L34 82H31V83H34V84H30V83H28L27 84V86L29 85V87H31V86H33V85H37V86H34V89L32 90L31 88L29 89V88H27V92L25 93L24 92V94H18V96H16V98H17V100L22 104V107L24 108L25 107V110H27V112H29L30 113V115H31V117H32V119H33V117H35V119L37 118V117H39V115L38 114H40V112H41V114H44V115H40V117H39V123H40V119H41V117H42V119H45V120H43L42 121V119H41V121H42V124L40 125V126H45V128H44V130H48V135H50L52 138L53 137H57V135L55 136H52L54 133L56 134L57 132H60V133H57V134H60L58 137H57V139H58V142L59 141H61L60 143H56L55 144V146L56 145H59V146H57V147H59V149L60 148H62V147H64V148H62V149H64V151H65V149H68V148H70V149H72L73 147H75L76 149H72V150H70V149H68L67 151H66V155H68L69 157H67V156H65L64 155V151L62 150V149H58L57 147H55L54 145L53 146H51L52 147V152H50V146L49 147H47V149H48V152L50 153V155H51V153H52V155H53V153L55 152V151H59V152H56L55 153V155H57V156H61V154H62V156L64 155L65 157H67L68 158V161H66V159H65V157L63 156V158H62V156L60 157V158H62L61 160H64L66 163L67 162H69V161H72L74 158H75V156H74V158H71L72 157V155L74 154L73 152H75L76 154H77V158L76 159H78L79 157H82V160L81 161H84V163H82L83 164V166L84 165H86V164H88L89 163V165L91 166L92 164V166L91 167H96V165H94V163L93 162H95V161H101V162H103L105 159L107 160L108 159V152H107V154H105L106 152L104 151V149H103V147L104 146H108V147H110L109 148V150H110V153L109 154H113L112 155V157H114V159L113 158H111V155H109L110 157H109V160L110 161H108L107 163L105 162L104 164H102V166H101V164L99 165V166H101V168L99 167V169H98V167H97V169L96 168H91L90 169V172H91V170H94L95 171V173H93L94 171H92L91 173L90 172H88V170H85L86 168H87V166H89V165H86V167H82V165H80L79 164V162H81L80 160H77V164L78 165H80L81 167H82V169L84 170H81V169H79V170H81V171H77L78 170V168H76L75 166H74V164L77 166V167H79L80 168V166H78L76 163H75V160L76 159H74V162L72 161L71 162V165H72V163H73V165L70 167L69 165H70V162L69 163H67V165L65 164V170H63V166L64 165H60V166H62L63 168L60 170V171H58L59 169H55L54 167V169L56 170V171H58V172H62L63 173V171H65L66 172V170L68 171V172H70V173H72L74 176H77V177H75L76 178V181H77V185H78V187H74V186H72V187H74L75 189H77V188H80V190H81V192H82V190H83V192H82V194L83 193H85V194H83L84 195V198H83V201L84 200H86V199H88V198H85V196H88L89 198H93L92 199V201H86L87 202V204H90V202H93L95 199H96V203L98 204L99 202L101 203V201H102V198L106 195V194H109V195H111V197H109V195H108V197H109V199H108V197L105 199V201H103L104 203H103V205L101 204V205H97L98 206V208L99 209H97V206H94L95 208L93 209V210H95V211H97V210H99V213H98V211H97V214H99V219H97L98 217H96L95 215H93L92 217H96L95 218V220H94V218H93V220H94V222L93 221H91V219L90 220H88L87 218H89L90 216H89V214L90 213H92L93 211H91V209L89 208V207H91V206H89L88 205V208H87V204L85 203V201H84V203L82 204V201H81V198L83 197L82 196V194H81V192L80 191H78V190H76L79 194H81V195H78L77 193H75L74 192V194H73V188L70 186V184H69V186L71 187H69L68 188V190H65V188H63L62 186H64L67 182L65 181H63V180H67V178H66V176H68V172H64L65 174H67L64 178L65 179H63V176H62V179H61V177L56 181V184L55 183H53L55 186L57 185L58 186V184L61 186V183L63 184V183H65V184H63L61 187L60 186H58V187H60V188H63V191H61V192H59V190H58V187L56 188L57 189V191L61 194V197H62V194L63 195H65V193H64V191H66V195H67V193H68V195H69V192L71 191V189H72V193L70 192V195H69V197L68 196H66L69 200L71 199V201H69V200H67V202H69V205H70V203H73L75 200H73L72 198H73V196H72V194L73 195H75L76 194V197L77 196H79V197H77V198H79V200H76V201H79V202H77L76 203V201L73 203V205L72 206H74L75 204H76V206L78 205V203H80L78 206H82L83 207V205L84 206H86L85 207V210H88V209H90L89 211H90V213L88 212V211H86V212H84V214H85V216L83 215V218L84 217H86L87 216V214H88V217H86V220H88V221H91V222H88V221H86V222H88L89 224H91V223H93V225L91 224L90 226H95L94 225V223H96L95 221L96 220H98L97 221V224H98V226H97V224H96V228L95 227H91L92 229L91 230H93L94 228V230L95 231H93L94 233H96V230H98L99 232L97 233L98 235H99V239H98V245H101V243H102V245H105L106 244V239L107 238H110L109 240L110 241H113V239H114V243L116 242V240H118V243H115V245H116V247H118V249L120 250V247H121V250H123V251H121L120 250V254L121 253H123V255L124 256H122V255H120V257L121 258H118V259H120V260H118V259H116V258H113L111 261H110V263L113 261V264H115V262H120V261H122V259L124 258V262H125V264H148V263H152L153 261L155 262V263H153V264H162L163 262H160L159 263V261H162L163 259H164V257H163V255H162V248H163V251L166 249L165 248V246H163L161 249L159 248V247H157V246H160V245H158V244H161V243H158V240H156L157 239V237H159V236H157V237H155L156 239H154V238H151V237H149V238H151L152 240L151 241H149V239H148V237H147V234L145 235H143V233H146V229L147 228H144V227H142V228H144L146 231H144V232H142V231H140V228L141 227H139V230L137 229L138 227L137 226H140V224L142 225V222H143V220L142 219H144L145 220V215L147 214V213H144V210H145V212H147V211H149L148 209V206H147V202H148V200H149V202H151L153 199L155 200V198H152V199H150L151 198V196L152 195H154L155 197H157V194L155 195L154 193H152V195H151V192H147V176H149L150 175V169H151V164H149L150 166H147L148 164L147 163H149L150 161L152 162L153 161V159L154 158H157L158 156H160L159 154H162L161 153V151H159V147H162L163 145H159V141H161L163 138H164V140H163V142L167 139V132L169 133V135H173L175 132H173L174 130H175V128H176V123H175V127H173L172 126V124H171V126H168V125H170V124H167L166 123V121L169 123V122H171L172 121V123L177 119H173L171 116H177L178 114V116H180V114L182 115V116H186L185 115V113H186V111H187V109H188V113H189V111L191 110V113H193V114H195V116L194 117H196L195 118V120H196V124L198 125H200L202 122H203V124H204V122H205V124L207 123V125H209L208 123H210V122H212V124H214L213 122L214 121H212L213 119L215 120V119H217V114H219L220 113V116H221V113L222 112H225L224 110H226V108L228 109V106H230V105H233V108L232 109H234V106H237L238 108H237V112H239V113H244L245 112V110L243 109V99H242V101H241V99L238 97L239 95L241 96V95H243L245 92H247V90H246V88L247 87H249V85H251V84H253L254 82V80L253 79H255V78H257V76L256 77H254L253 75H256V73H257V70H256V68H254V64H252L251 65V63L250 62H248L249 61V59H248V61L246 60V57H245V51H243V53L242 52H240L241 50H239V49H241L242 48V46H243V49L245 48V46L246 45H244V44H247V42H248V44H249V41H251V38L250 37H252L253 35L251 34L252 32H254L255 30H254V28L256 29V26L254 27V28H252L251 27V29H250V25L249 26H247L246 25V28L245 29H247V28H249L250 30H252V32L250 31V30H248V31H250V32H248V33H250V36H248V33L247 34H245V35H247V36H245L244 38L246 39V40H243V41H241V42H246V43H242L241 44V42H240V40L238 39L239 37H240V39H241V36H244V34H241V36L239 35V31H240V29H236L237 31H235V33L237 32V34H233V30H231L230 31V33H231V35L233 36V35H237L238 36V38H237V36L236 37H231L230 36V38L231 39H229V38H227V36L225 37V33H224V36L223 37H220L219 35L220 34H214V32L212 33V34H214V37L216 38L217 36H219L220 38H222L221 40H223V43L221 44V40H219V42H220V44L221 45H219V42H217L218 40H215V38H213V39H211L210 37H211V35H210V37L208 36V35H206V34H208L210 31H208V33H205L203 36H208L207 38H206V36H205V40L206 41H204V42H206V46L208 45V50L207 51H205L204 49L206 48L205 46H204V49L201 47V45L204 43L203 41H202V39H204V38H200V37H198L197 35H195V36H197L198 37V40H199V38L201 39L200 41H197V38L196 39H194V37H193V41H190L189 39L188 40H186L187 42H185V43H178V45H177V43H176V45L174 44V42L173 43H171V42H169V44H168V42H166L165 41V39H164V34H165V36H166V33H168V32H160L161 34L158 36V32H159V30H158V32L156 33V37H155V35L153 36V38H151V41L153 42V43H155L156 45L158 44V45H165V46H163V50H158L157 48H155L156 47V45H152L155 49H157L156 51L157 52H150V50H148L147 49V47L148 46H150L151 44H150V40H149V38H148V41H146L145 39H144V41H142V40H140L139 39V37H140V35H142V34H140V35H138V36H136V37H138L137 39H130V37H126L125 36V33H124V31H122L123 29H122V27H119V28H116V27H114L115 25H116V23H115V25L113 26ZM131 25V24H130ZM141 26H143L144 25V23L143 24H140ZM147 25V24H146ZM227 25V24H226ZM227 25V26H228ZM241 25V24H240ZM25 26H26V23H25ZM24 26V27H25ZM33 26V25H32ZM31 26V27H32ZM37 26V25H36ZM44 26V25H43ZM54 26V25H53ZM132 26V25H131ZM134 26V25H133ZM141 26H139V27H141ZM145 26V25H144ZM169 26V25H168ZM216 26V25H215ZM218 26V25H217ZM223 26H225V25H223ZM234 26V25H233ZM242 27H243V25H241ZM62 27V26H61ZM87 29H85V28ZM97 27V26H96ZM95 27V28H96ZM102 27H101V29H102ZM147 27V26H146ZM164 27H166V26H164ZM219 27H220V25H219ZM232 27V26H231ZM230 27V29H232ZM234 27H237L238 28V26H234ZM245 27V26H244ZM257 27V28H258ZM262 27V26H261ZM260 27V28H261ZM15 28V29H14ZM35 28H37V27H35ZM40 28V27H39ZM43 28V27H42ZM41 28V29H42ZM63 28V27H62ZM122 30H121V29ZM153 28V27H152ZM160 28H162V27H160ZM168 28V27H167ZM217 28V27H216ZM223 28V27H222ZM239 28H240V26H239ZM259 28V29H260ZM47 29V28H46ZM55 29V27H53V30ZM100 29V28H99ZM101 29H100V33H101ZM224 29V28H223ZM227 29V28H226ZM225 29V30H226ZM244 29V28H243ZM244 29V30H245ZM262 29V31H264L263 29L264 28H261ZM29 30V29H28ZM38 30V29H37ZM43 30V29H42ZM45 30V29H44ZM47 30H49V29H47ZM51 30V29H50ZM97 30V29H96ZM137 30V29H136ZM225 30H222V31H225ZM235 30V29H234ZM254 30V31H253ZM14 33L13 34V37H12V33ZM34 31V30H33ZM160 31H164V29L162 28ZM174 31V30H173ZM173 31H172V33H173ZM216 31V30H215ZM218 31V30H217ZM241 31H242V29H241ZM246 31V30H245ZM244 31V32H245ZM24 32H25V30H24ZM38 32H40L39 30H38ZM51 32V31H50ZM82 32V31H81ZM83 32V33H84ZM97 32V31H96ZM103 32V31H102ZM136 32V31H135ZM156 32V31H155ZM30 31L27 33V36H28V40L27 41H29V38L31 39L32 38V36H34L33 35V33H36V32H32V34L30 33ZM45 33L46 32H44V35H45ZM48 33V32H47ZM87 33H86V36H87ZM99 33V32H98ZM97 33V34H98ZM170 33V32H169ZM211 33V32H210ZM229 33V31H228V34H230ZM23 34H25V37H26V33H23V31H22V33H21V37H22V35ZM41 34V33H40ZM85 34V33H84ZM102 34V33H101ZM128 34V33H127ZM137 34V33H136ZM139 34V33H138ZM153 34H155V33H153ZM227 34V33H226ZM257 34V33H256ZM15 35V36H14ZM31 37H30V36ZM37 35H38V33H37ZM43 35V34H42ZM52 35V34H51ZM89 35V34H88ZM133 35V34H132ZM169 34H167V36H168ZM188 35V34H187ZM200 35V34H199ZM216 35V36H215ZM24 36V35H23ZM98 36V35H97ZM202 36V35H201ZM12 37V38H11ZM18 37H20V36H17V38ZM20 37V38H21ZM23 38L24 40H26L27 38ZM37 37V36H36ZM49 37V36H48ZM52 37V36H51ZM88 37V36H87ZM133 37V36H132ZM134 37H135V35H134ZM145 37V36H144ZM152 37V36H151ZM226 39H228V40H226ZM13 38H15V41L13 40V42H11V40L13 39ZM89 38V37H88ZM90 38H91V36H90ZM140 38H142V36L140 37ZM218 38V37H217ZM224 38V39H223ZM238 39L239 40V43L238 44H241V45H236L237 43L235 42V40L236 39ZM247 38H250V39H247ZM253 38V37H252ZM19 39V38H18ZM39 39V38H38ZM219 39V38H218ZM263 39V38H262ZM8 40V41H7ZM33 40H34V37H33ZM36 40V39H35ZM34 40V41H35ZM90 40V39H89ZM166 40H167V38H166ZM179 40V39H178ZM249 40V41H248ZM7 41V42H6ZM18 41V40H17ZM17 41H16V43H17ZM20 41V40H19ZM36 41H38V40H36ZM35 41V42H36ZM47 41V40H46ZM49 41V40H48ZM146 41V42H145ZM171 41V40H170ZM189 41V42H188ZM201 41L203 42V43H201ZM225 41V42H224ZM237 41V40H236ZM253 41V40H252ZM251 41V42H252ZM31 42V41H30ZM40 42H41V40H40ZM89 42V41H88ZM149 42V43H148ZM199 42H200V44H199ZM250 42V43H251ZM264 42V41H263ZM15 43V44H16ZM38 43V42H37ZM36 43V44H37ZM43 43V42H42ZM85 43V42H84ZM152 43V44H153ZM171 43V44H170ZM26 44H27V42H26ZM32 45L34 44V43H31ZM41 44V43H40ZM51 44V43H50ZM78 44V43H77ZM149 44V45H148ZM166 44H167V46L168 45H170V48H172V44H174L176 47H175V50H174V46H173V52H172V49H164V47H166ZM182 44H185L186 46H183ZM252 44V43H251ZM264 44V43H263ZM17 45V44H16ZM42 45V44H41ZM76 45V43H74V46ZM179 45H181V46H179ZM190 46V48L191 49H194V53H193V55H195V56H193V55H191V54H189L188 55V53H187V50L188 49H186V50H184L183 51V49L185 48V47H188V46ZM204 45V44H203ZM250 45V44H249ZM249 45H247V47L249 46ZM254 45H256L255 44V42H254ZM26 46V45H25ZM27 46H28V44H27ZM31 46V45H30ZM43 46H44V44H43ZM79 47H80V45H78ZM77 45L75 46L76 48L78 47ZM161 46H157L159 49H160V47ZM221 46V47H220ZM232 46H235V47H233L232 48ZM236 46L237 47H241V48H236ZM257 46V45H256ZM31 47H33V48H36V47H34V46H31ZM31 47H28L29 49L31 48ZM42 47V46H41ZM79 47H78V49H79ZM152 47V48H153ZM220 47V48H219ZM250 47H251V45H250ZM254 47V46H253ZM253 47H251V48H253ZM38 48H40L39 47V45H38ZM37 48V49H38ZM149 49L151 48V47H148ZM167 48H169V47H167ZM234 48H235V50H234ZM250 48V49H251ZM59 49V48H58ZM154 49V50H155ZM227 49H229V51L227 50ZM242 49V50H243ZM245 49H249V47L248 48H245ZM249 49V50H250ZM254 49V48H253ZM22 50V49H21ZM40 51H41V48L39 49ZM39 50L37 51V52H39ZM43 50V49H42ZM47 50V49H46ZM50 50V49H49ZM77 50V49H76ZM147 50H148V52H147ZM248 50V51H249ZM255 50V49H254ZM254 50H253V52H254ZM258 50V49H257ZM25 51V50H24ZM52 51V50H51ZM220 53H219V52ZM14 52V53H13ZM32 52V51H31ZM94 52V53H93ZM150 52V53H149ZM169 52V53H168ZM190 52V51H189ZM192 52H193V50H192ZM247 52V51H246ZM256 52V51H255ZM258 52V51H257ZM257 52L255 53L256 55H257ZM34 54H37L36 52H35V50H34V52H33ZM41 53H43V51L41 52ZM40 52H39V55L41 54ZM58 53V52H57ZM56 53V54H57ZM59 53H60V50H59ZM58 53V54H59ZM152 53H153V57H152ZM182 53L186 56V55H188L189 57H184V55H182ZM56 54H55V57H56ZM97 56H96V55ZM149 54H150V56H151V58H153V60H151V58H150V56H149ZM163 54L165 55V58H162L164 61V63L162 62V60L160 59L161 58V56L163 57ZM172 54V55H171ZM175 54H176V57H174V59H173V55L175 56ZM249 54H250V52H249ZM248 54V55H249ZM32 55V54H31ZM39 55L38 56H36V59L39 57ZM61 55V54H60ZM60 55H58L59 57H60ZM101 55H106V56H108V57H106V58H104V59H102L101 57H99L100 59H102L101 61H100V59L99 58H97L98 56H101ZM166 55H167V57L169 58V57H171V58H169L168 60H167V62H165L166 60ZM169 55V56H168ZM178 55H180V57L178 56ZM192 57H191V56ZM247 55V56H248ZM255 55V56H256ZM260 56H258L257 55V57H255L256 59H255V61L256 62H259L258 61V57H261V54H259ZM13 56H15L14 58L15 59H13L12 61H11V57H13ZM27 56V55H26ZM30 56V55H29ZM42 56V54L40 55V57ZM62 56V55H61ZM88 56V55H87ZM93 56V57H94ZM181 56L182 57H184L185 59H183V58H181ZM224 56H226V58L224 57ZM262 56H264V54L262 55ZM44 57H45V54H44ZM90 57V56H89ZM223 57V59H221ZM247 58H250V56L249 57H247ZM263 58V57H262ZM47 59V58H46ZM98 59V60H97ZM161 61V65L160 64H157V65H160L159 67H162L161 69L160 68H158V72H157V74H155L154 75V73H156V63H157V61H159V60ZM172 59V61H169V60H171ZM251 59V58H250ZM264 59V58H263ZM33 60V59H32ZM56 60V59H55ZM59 60V59H58ZM57 60V61H58ZM92 60V61H93ZM260 60V59H259ZM36 61L37 62H39L38 64H37V66L35 67V69H34V63H36ZM61 61V60H60ZM70 61V60H69ZM89 61H90V65H87V64H89ZM91 60H88V62L86 61V67H90V68H87V71H89L88 73H90L91 75H93V73H95V75H93V77L94 76H96V75H98V76H100V78H97V76L95 77L96 79V81L94 80L93 82L95 83L96 82V84H99L100 82V84H102L103 83V85H104V81H106L104 78L105 77H102L103 75L101 74L100 75V73L102 72V70L100 71V68H102L100 65H98V66H96L97 64H95V63H91L92 62ZM160 61L158 62V63H160ZM223 61H224V63H225V65H226V67H228L229 69H231L232 70V68H230V67H236V73H237V71L239 72V74L237 73H233V74H228L227 72H229V73H232L233 71H231V70H226V71H224L225 69H227V68H225L224 69V67H223ZM254 61V60H253ZM54 62V61H53ZM215 62H217L216 64H218L219 63V66H220V70H221V73L222 72H226L228 75H230V76H232L233 75V77H230V78H234L235 76V82H236V85H237V82H239L241 79H242V81H245V80H248L249 81V79H252V80H250V84H248V85H246L245 86V90L246 91H244V93L242 92L243 90H242V88L243 87H241V85H237L236 86V90H237V87H239L238 89H241V94H239V92L238 91H240V90H238L237 92H238V94L235 92V93H229L228 95H229V97H231L232 99H231V103L232 102H234L233 104H230V101H226V100H228V99H230L229 97L227 98V97H225V96H222L223 95V91H219V89H216L215 90V88H214V85L216 84L214 81L212 82V88H211V86L209 87L210 88V90L209 89H207L206 90V88H205V90L206 91H208V92H205V90H204V87H208V86H206L207 85V82H205L206 80H205V76H206V73H208V75L207 76H209V78L211 79L212 77H216L217 79H218V77H221V76H223L222 74H221V76L218 74V73H216V71L217 72H219L220 73V71H218V70H216L215 68H216V64H215ZM256 62H255V64H256ZM20 63V62H19ZM18 63V64H19ZM66 63H68V62H66ZM72 63H73V61H72ZM74 63H76L75 61H74ZM73 63V64H74ZM166 63V64H165ZM221 63V64H220ZM17 64V65H18ZM55 64V63H54ZM61 64V63H60ZM63 64V63H62ZM73 64H68V66H72ZM95 64V65H94ZM41 65V66H40ZM51 65V64H50ZM92 65V66H91ZM189 65H191V67L189 66ZM194 65V68L192 67ZM203 65H207L206 67L208 68H205V69H207L209 72H206L207 70H205V69H203L204 67H203ZM262 66H264V60L262 61V64H261ZM23 66V68H25ZM58 66V65H57ZM74 66H76V68H77V65H74ZM195 66H196V68H195ZM218 65H217V67H219ZM245 66H248L249 67V70L248 71H245L244 69H245ZM259 66V64L257 63V67ZM29 67V68H28ZM31 67V68H30ZM40 67V68H39ZM43 67V68H44ZM85 67V68H86ZM95 67H98V69L97 68H95ZM100 67V68H99ZM158 67V66H157ZM201 67H203V68H201ZM210 67H212V68H214V71H213V69H211ZM221 67H222V69H221ZM248 67H246V68H248ZM260 67V66H259ZM39 68V69H38ZM93 68V69H92ZM94 68L97 70V71H99L100 73H98L96 70H94ZM209 68H210V70H209ZM239 68H241V69H239ZM243 68V69H242ZM36 69H37V73H39L38 75L36 74ZM50 69H52V68H50ZM49 69V70H50ZM65 69H67V71L65 70ZM84 69V68H83ZM90 69V70H89ZM106 69V70H107ZM219 69V68H218ZM224 69V70H223ZM235 68H233V70H234ZM238 69V70H237ZM261 69H262V67H261ZM264 69V68H263ZM262 69V70H263ZM7 70L9 71V72H7ZM44 70V69H43ZM44 70V71H45ZM54 70H55V68H54ZM86 70V69H85ZM84 70V71H85ZM106 70H104L102 73H105L106 72ZM156 70V71H155ZM205 70V72H203ZM241 70V71H240ZM14 71V70H13ZM72 71V70H71ZM70 70H69V72L70 73H72ZM83 71V70H82ZM87 71H85L86 73H87ZM213 71L215 74H216V76L214 75V73H211V72ZM259 71H261L260 69H259ZM7 72V73H6ZM19 72V71H18ZM40 72H41V75H40ZM81 71H79L77 74H79ZM85 72L82 74V75H84L85 74ZM96 72H97V74H96ZM235 72V71H234ZM262 72H263V74H262ZM16 73V72H15ZM51 73H52V70H51ZM63 73V74H64ZM70 73H68L67 72V74L68 75H70ZM76 74V73H75ZM74 74V75H75ZM211 76H210V75ZM218 74V75H217ZM236 74V75H235ZM262 74V76H264V71H261V73H260V75ZM35 75H37V76H35ZM42 76V78L40 77V76ZM46 75V76H47ZM53 75V74H52ZM85 75H87V74H85ZM89 75V74H88ZM88 75H87V77H88ZM89 76L88 78H89V80L92 78V76ZM155 77H153V76ZM157 75V76H156ZM227 75V76H228ZM235 75V76H234ZM238 75H240V76H238ZM44 76V77H43ZM67 76V75H66ZM77 76V75H76ZM150 76H152L151 77V79L149 78ZM237 76H238V78H240L241 77V79H239L238 80V78H237ZM254 78H253V77ZM29 77V78H28ZM38 77V80H36V78ZM48 77V76H47ZM71 77V75L70 76H68V78H70ZM74 77V76H73ZM78 78V80H79V78H82V76H77ZM86 79L85 80H88V78L86 77V76H84ZM91 77V78H90ZM110 77V76H109ZM156 77L158 78V80H156ZM198 77H199V79H198ZM226 77V75H224V77L223 78H225ZM252 77V78H251ZM261 77V76H260ZM33 78V79H32ZM41 78V80L43 79V80H45V81H41L40 82V79ZM59 78V79H58ZM102 78V79H101ZM148 78L153 82V84H154V82H155V80L156 81H159V85L158 84H156V83H158V82H156L154 85H158V86H156V87H154V88H152V90H153V94L154 93H160V94H162V99H163V97L165 96V95H167L168 97H169V101L167 100V98L166 97H164V99L166 100V102L168 101V103L170 104V107L172 108L173 106H174V111H175V107H176V105L175 104H177L178 102H179V104L180 103H184V107H182V108H184V110H185V103H186V101L185 100H187V99H189V101H190V104L192 103L191 101H195V102H193V105L191 104H189V102H188V100H187V102H188V104H186V106L188 105V107H186V110L184 111L183 109L181 110V111H184V115H183V113L179 110V109H181L180 107H179V109L178 108H176V111L173 113V115H169V114H167L168 112H166L165 113V115L164 116H166V114L168 115V116H170L172 119H171V121H168L169 119L168 118H166V117H164L163 116V118L162 119H159V118H157V119H159L160 121H164L165 123H163V124H160V125H157V133H155L156 134V136H157V134H158V138L155 136V134H153L154 132L153 131H155L156 132V129L154 128L155 126H156V124H157V122L155 121V113H156V111L155 110H157L156 108L155 109H153V110H151L153 107H155V106H153L154 105V103H156V102H159L160 100H162L161 98L160 99H158L159 101H157V99L155 98L156 96H155V94H154V97H152L151 95L149 96V94H148V96H147V92H149V91H151L150 89H149V91L147 90V86H150L149 84L151 83L149 80H148ZM213 78V80H215ZM222 77L221 78H219L220 80L221 79H223ZM262 78V77H261ZM29 80L28 82L26 81V80ZM84 79V78H83ZM99 79H101V81H99ZM104 79V81L102 82V80ZM152 79H154V81L152 80ZM210 79H209V81H210ZM226 79H229V76H228V78H226ZM238 81H237V80ZM51 80V81H52ZM147 80H148V82H150V83H148L147 82ZM219 80V81H220ZM224 81H225V79H223ZM222 80V81H223ZM230 80V79H229ZM256 81L255 82H257V80L258 81H260V79L258 78V79H255ZM39 81V82H38ZM71 81V80H70ZM73 81V80H72ZM208 81V82H209ZM218 81V80H217ZM232 81H233V79H232ZM27 82V83H26ZM44 82V83H43ZM79 82V81H78ZM81 82H84V81H80V85H81V87L83 86L82 84H81ZM87 82H89V81H87ZM99 82V83H98ZM106 82H108V80L106 81ZM106 82H105V85H106ZM203 82V83H202ZM221 82V81H220ZM226 82V81H225ZM251 82H253V83H251ZM42 83H43V85H42ZM77 83V82H76ZM91 83V82H90ZM204 83H206V84H204ZM224 83V82H223ZM228 83V82H227ZM234 83V82H233ZM240 84H241V82H239ZM23 84V83H22ZM49 84H50V82H49ZM53 84H54V82H53ZM70 84V85H69ZM87 84V83H86ZM92 85H94L93 83H91ZM98 85L96 88H98V90H99V87L101 86V85ZM222 84V83H221ZM229 84V83H228ZM232 84V83H231ZM247 84V83H246ZM65 85V86H64ZM77 85V84H76ZM80 85H78V89H79V86ZM92 85L90 86V85H88V87H89V89H90V87H92ZM102 85V86H103ZM104 85V86H105ZM108 85H110L109 83H107V86H105L106 88L108 87ZM152 85V84H151ZM203 85H205L204 87H203ZM225 85V84H224ZM62 88H60V87ZM68 86H70V87H67ZM216 86V85H215ZM218 86V85H217ZM222 86V85H221ZM252 86V85H251ZM251 86L249 87V88H251ZM18 87V86H17ZM72 87L74 88V90L72 89ZM81 87H80V89H81ZM111 87V86H110ZM110 87H108V88H110ZM226 87H228V86H226ZM19 88V87H18ZM55 90H53V89ZM61 90H60V89ZM66 88V89H65ZM95 88V87H94ZM95 88V89H96ZM103 88V87H102ZM112 88V87H111ZM149 88V87H148ZM220 88V87H219ZM235 87L233 86L232 87V89H234ZM14 89V88H13ZM17 89V88H16ZM52 89V90H51ZM104 89V88H103ZM101 90L100 89V91H98V93H100V92H106V91H104V90ZM114 89V88H113ZM231 89V90H232ZM252 89V88H251ZM251 89H249L248 90V92L251 90ZM257 90H256V93H258L259 95H260V93L262 94V90H261V85H259L258 86V88H256ZM21 90H22V88H21ZM30 90V91H29ZM31 90H32V92H31ZM94 89H92L91 88V91H93ZM109 90V89H108ZM139 90H141V91H139ZM143 90V91H142ZM230 90V89H229ZM230 90V91H231ZM253 90V89H252ZM22 91H24V90H22ZM58 91V92H57ZM95 91V94L97 93V91L96 90H94ZM93 91V92H94ZM112 91V90H111ZM204 91V92H203ZM218 92V96H217V92ZM7 92L9 93V94H7ZM79 92V91H78ZM152 92V91H151ZM229 91H227V93H228ZM250 92H252V91H250ZM0 93V94H1ZM13 92H11V94H12ZM78 94V95H75V94ZM86 93V94H85ZM2 94V95H3ZM107 94V93H106ZM151 94V93H150ZM160 94H157V96L158 95H160ZM219 94H220V96H219ZM226 94V93H225ZM254 93L252 92V94H251V96L253 95ZM83 95H85V96H83ZM89 95V96H88ZM93 95V94H92ZM246 95V94H245ZM250 95V94H249ZM259 95H257L258 97H262V96H259ZM76 96L78 97V101L80 102V104L81 105H79V104H77V98H76ZM81 96V95H80ZM95 96V95H94ZM104 96V95H103ZM254 96V95H253ZM252 96V97H253ZM257 96H256V98H257ZM264 96V95H263ZM1 97V96H0ZM91 97H93V96H91ZM100 97H102L101 99H100ZM124 97H125V99H124ZM149 97V98H148ZM150 97L151 98H155V100H156V102H154L155 100L154 99H152V101L151 102H153V105H152V103L149 101L150 100ZM160 97H161V95H160ZM219 97H221V99L219 98ZM238 97V98H237ZM250 96H248V98H249ZM255 97V96H254ZM2 98V97H1ZM4 98V97H3ZM75 98H76V100H75ZM159 98V97H158ZM173 98V99H172ZM187 98V99H186ZM223 98H227L226 100H223ZM247 98V99H248ZM256 98H254L255 99V101H256ZM88 99L90 100V101H88ZM100 99V100H99ZM110 99V100H109ZM122 99H124V101L122 100ZM126 99L128 100V101H126ZM129 99L131 100V101H129ZM170 99H172L171 101H170ZM192 99H194V100H192ZM263 100L264 101V98H259V100ZM1 100V99H0ZM73 100H75V106H78V107H75L74 105H73ZM154 100V101H153ZM174 100H176V101H178L177 103L175 102V104L172 106V104H173V102H174ZM253 100V98L252 99H250V101H251V103L250 104H252V102L254 101H252ZM258 100V99H257ZM1 101H3V100H1ZM87 101H88V103H87ZM92 101V102H91ZM147 101H149L148 102V104L149 103H151V105H147ZM180 101H182V102H180ZM185 101V102H184ZM123 102H125L126 104H127V102L129 103L128 105H130L131 103V108H128L129 106H127V105H125V103L123 104ZM164 102V100L162 101V103ZM165 102V103H166ZM171 102H172V104H171ZM261 102V101H260ZM259 102V103H260ZM160 103V102H159ZM159 103H157V104H159ZM248 103V102H247ZM254 103V102H253ZM179 104H177V106L179 105ZM244 104H246L245 103V101H244ZM255 104L256 105H258L256 102H255ZM254 104V105H255ZM72 106V108L70 109V111H72V109H73V107H75L73 110H76V111H78V112H76L75 111V113L77 114L78 113V116H75V117H78V120H79V123H77V124H75V129L74 130H72L73 132L75 131V132H77L78 133V131H79V133H78V135L80 134V136H81V139H84V137L85 136H82V135H84V133L87 131V135L88 136H90L89 138H85L86 140V142L87 143H89L90 142V140H91V136L92 135H90V133H92L93 134V136H94V138L92 139V142H90L89 144L90 145H92L93 146V144H94V146H95V139H97L98 141H96V142H98V144H96V146L94 147V149L95 148H97V150L95 149V152H97L95 155L93 154V156H97V154H99V153H101L100 155H98V158H100V159H96L95 160V158H93L92 157V154H91V151L92 150H94L93 148H92V146H91V148L90 147H88V146H86L87 144H85V141L83 142V149H84V147L86 146V148L88 147V148H90V150H88V148L85 150V151H83V149L81 150V148H82V143H80L81 142V139H80V136H78L77 134H75V135H77L79 138H76L77 136H74V135H72V131H71V133H70V131H69V129H71L70 127H68V125H66L67 124V122H69L68 120H66L67 119V116H66V119H64V117L65 116H63V114H64V112L66 111L65 110V108L66 107H68V106ZM85 105V106H86ZM125 105V106H124ZM162 104H159V106L158 107H160ZM180 105H182V104H180ZM255 105V106H256ZM264 105V103L262 104V106ZM101 106V107H100ZM124 106V107H123ZM169 105H165L164 107L168 110V107ZM243 106V107H242ZM246 106V105H245ZM251 106V105H250ZM253 106V105H252ZM83 107H84V105H83ZM149 107V109H148V111H147V108ZM164 107H162V108H164ZM254 107V106H253ZM261 107V105H258L257 106V108H256V110H260V111H256L255 110V114H254V116L253 117H251L250 118V120H249V118L247 119V120H249L248 122L249 123H253V124H258V125H260L259 123H261V124H264V109L262 108V109H259V108ZM70 107H68V109H69ZM85 108H87V107H85ZM127 108V109H126ZM164 108V109H165ZM190 108V109H189ZM245 108V107H244ZM248 108V107H247ZM247 108H246V111H247ZM67 109V110H68ZM106 109V110H105ZM165 109V110H166ZM170 109V108H169ZM173 109V108H172ZM171 109V110H172ZM177 109L181 112V113H179V111H178V113H177ZM231 109V110H232ZM236 109V108H235ZM89 110V111H88ZM97 110V111H96ZM98 110H100L101 112H100V114L102 115V116H105V113H107V112H105V111H108V114H106V117H107V121L106 122H108V123H110L111 122V131H110V129H109V127L107 126V125H109V124H105V123H103L104 121H102V118L103 117H100L99 116V111ZM158 110H160V108H158ZM243 110H244V112H243ZM51 111H53V113L51 112ZM58 112V114H57V112ZM69 111V112H70ZM84 111V112H83ZM91 111H94V112H91ZM170 111V110H169ZM235 111V110H234ZM42 112H45V113H42ZM51 112V113H50ZM88 113L89 112V115L88 114H86V113ZM98 112V114H95V113H97ZM103 112H104V114H103ZM151 112H152V114L154 115V116H152L151 117ZM154 112V113H153ZM159 112H161V110L159 111ZM162 112H163V110H162ZM231 112V111H230ZM230 112H228V113H230ZM71 113H72V115H73V111L72 112H70V116H71ZM75 113H74V115H75ZM90 113H91V115H90ZM94 113V114H93ZM149 113V114H148ZM171 113V114H172ZM175 113H177V115L175 114ZM246 113V112H245ZM47 114V115H46ZM48 114H49V116H48ZM50 114H54L53 116H51ZM55 114H57L58 116H55ZM67 114V113H66ZM85 114V115H84ZM93 114V115H92ZM148 114V115H147ZM161 113H159V115H160ZM187 114V113H186ZM190 114V113H189ZM193 114H191V115H193ZM225 114H227V113H225ZM232 114H234L233 112H232ZM1 115V114H0ZM46 115V116H45ZM73 115V116H74ZM107 115H109V116H107ZM157 115H158V113H157ZM156 115V116H157ZM228 115V114H227ZM241 115H243V114H240V117H242ZM43 116H45V118H43ZM51 116V117H50ZM68 116H69V114H68ZM85 116H86V119H85ZM101 118H99V117ZM149 118H148V117ZM187 116H188V114H187ZM245 116V115H244ZM3 117L4 116H1V118H0V125H2V126H4L3 124H4V120H3ZM16 117V116H15ZM52 117H53V119H52ZM54 117H55V120H54ZM57 117V118H56ZM95 117V118H94ZM109 117V118H108ZM157 117H160V116H157ZM188 117H191V116H188ZM194 117H192V118H194ZM216 117V118H215ZM223 117H224V115H223ZM234 117V116H233ZM6 118H8V117H6ZM21 118V117H20ZM69 118V117H68ZM96 119V118H98L100 121H102V124L99 122V120H94V119ZM147 118H148V120L150 119V121L151 122H148L147 121ZM154 118V119H153ZM164 118H166V120H164ZM184 118V120L186 119H189V118H185V117H183ZM183 118H181V116H180V119H179V121L180 120H183ZM222 118V117H221ZM225 118H226V115H225ZM229 118V117H228ZM243 118V117H242ZM11 119V118H10ZM16 119V118H15ZM104 119V118H103ZM109 119V120H108ZM168 119V120H167ZM12 120V119H11ZM20 120V119H19ZM34 120V119H33ZM64 120H66L67 122H66V127H64L65 125H64ZM69 120H71V117L69 118ZM76 120V119H75ZM78 120H76V121H78ZM85 120H87V123H86V121ZM241 120V119H240ZM243 120V119H242ZM2 121V122H1ZM5 121H7V123L6 124H9L8 123V119H6ZM10 121V120H9ZM56 121L58 122V123H56ZM152 121H155V123L153 124V125H155L153 128V130L152 129H147V128H150V126L152 125H150V126H148V124H150V123H153ZM158 121V120H157ZM193 122V119L191 120V118H190V122ZM225 121V125L229 122V123H232V122H234V120L232 121V120H224ZM14 122V121H13ZM55 122V123H54ZM147 122H148V124H147ZM181 122V121H180ZM187 122L189 123V120H187ZM218 122V121H217ZM222 122V121H221ZM3 123V124H2ZM22 123H25V122H22V120H21V123L20 124H22ZM45 123V124H44ZM73 123V122H72ZM184 121H183V125H184ZM194 123H195V121H194ZM215 123H216V121H215ZM228 123V124H229ZM11 124V123H10ZM105 124V126H107V128L109 129V132H107L108 130L107 129H105V130H107L106 132H105V130L102 128L103 127V125ZM158 124H159V121H158ZM182 124V123H181ZM180 124V125H181ZM193 124V123H192ZM195 124V125H196ZM220 124V123H219ZM227 124V125H228ZM14 125H16V124H14ZM24 126H25V124H23ZM77 125V126H76ZM100 125V126H99ZM102 125V126H101ZM162 125V126H161ZM174 125V124H173ZM180 125H179V127H180ZM187 125V124H186ZM194 124H193V127L195 126ZM196 125V126H197ZM199 125H198V127H199ZM206 125V126H207ZM211 125V124H210ZM230 125V124H229ZM234 125V124H233ZM6 126V125H5ZM8 126V125H7ZM18 127H19V124L17 125ZM69 126H70V124H69ZM94 126V127H93ZM105 126H104V128H105ZM158 126H160V127H165L166 128V130H164L165 128L163 127V128H161V130L160 129H158ZM188 126V125H187ZM190 126V125H189ZM203 126V125H202ZM213 126H216V124L215 125H213ZM224 126V125H223ZM16 127V126H15ZM47 127H48V129H47ZM113 127V128H112ZM159 127V128H160ZM171 127H173V129H171ZM177 127H178V123H177ZM201 127V126H200ZM231 127V126H230ZM30 128V127H29ZM68 130H67V129ZM151 128H152V126H151ZM181 128V127H180ZM183 128H184V126H183ZM211 128H212V125H211ZM220 128V127H219ZM223 128V127H222ZM14 129V128H13ZM23 129L24 128H22V131H23ZM42 129V128H41ZM77 129V130H76ZM164 131H163V130ZM185 129H186V127H185ZM197 129V128H196ZM195 129V130H196ZM236 129V128H235ZM259 129H260V127H259ZM258 129V130H259ZM65 130V131H64ZM80 130H81V132H80ZM95 130V132H93ZM149 131V133H151L152 132V134L151 135H153L152 136V138L149 136L148 138H147V136H148V134H147V132ZM152 130V131H151ZM162 131L161 133L163 134H166V137H164L162 134H160L159 135V132L160 131ZM184 130V129H183ZM188 130V129H187ZM190 130V129H189ZM193 130V129H192ZM192 130H190L191 132H192ZM213 130V129H212ZM212 130H211V132H212ZM228 130H230V129H228ZM2 127L0 126V133H2ZM19 128L17 129V134H19ZM22 131H20V133H22ZM24 131L26 132V130L24 129ZM23 131V132H24ZM67 131H69V132H67ZM159 131V132H158ZM175 131H178V130H175ZM194 131V130H193ZM262 131V130H261ZM11 132H13V131H11ZM29 132V131H28ZM39 132H42V131H39ZM50 132V133H49ZM61 132H62V134L64 133V132H67V133H70V135L71 136H69V134L67 135V133H66V135H62L61 134ZM172 132H173V134H172ZM227 132V131H226ZM229 132V131H228ZM4 133V132H3ZM177 133V132H176ZM175 133V134H176ZM190 133V132H189ZM188 133V134H189ZM233 133H234V131H233ZM264 133V132H263ZM262 133V134H263ZM5 134V133H4ZM3 134V135H4ZM13 134H14V136L15 135H17V134H15V131L13 132ZM35 134V133H34ZM74 134V133H73ZM222 134V133H221ZM7 135V134H6ZM3 136L2 137V135H1V137L4 139V141H3V139L0 137V142L1 143H3V142H7L6 144H8L9 142H11V143H9L8 145H9V147H7L6 145H5V143H3V144H1L3 147L4 146H6V147H4V148H9V151H7L8 149H5L4 150V148H3V150H0V152H1V154H0V156H3V155H5V154H7V152H9L10 153V151L11 152H14V151H16L15 152V154H19L20 156L19 157H17L16 155H14V153L12 154V156H14V161H15V159L18 161V159L22 156V154L24 155V153L26 152V150H24L23 151V153L21 152H19V151H21V150H23V149H25V147L23 146V144H22V146L24 147V148H22L20 145H21V139H20V141H18L19 140V136L17 135V136H12L11 135V138L12 137H14L16 140L14 141V138H12L13 139V141L10 139V136L8 137V136ZM10 135V134H9ZM25 135V134H24ZM161 135L163 136L162 138H161V140L159 139L160 137H161ZM168 135V136H169ZM190 135V134H189ZM224 135V134H223ZM231 135H234V134H231ZM68 137L69 136V138H67V139H65V140H72L71 139V137L72 138H74L73 140L75 141V139H76V141L75 142H71V141H69L72 145H74L75 143L77 144H81V147L79 146V147H76L75 145L74 146H71V144H70V146L71 147H69L68 146V148H67V145H69V144H66V148H65V145L63 146V144H65V143H67V141L66 142H64L65 140H63L64 139V137ZM96 136H98V138H100L101 139V141L98 139V138H95ZM177 136H178V133H177ZM4 137H6V138H9V142L8 141H5V140H7L6 138H4ZM18 138V140H17V138ZM25 137H27V136H25ZM34 137V136H33ZM65 137V138H66ZM87 137V136H86ZM157 138V143H158V148L157 147H153V145L152 144H148V143H152V141H153V139L154 138ZM170 137L171 136H169L168 137V139H167V141L168 142H170L171 141V139H172V137H171V139H170ZM176 137V136H175ZM227 137V136H226ZM22 138V137H21ZM47 138H50V137H47ZM61 138H63V139H61ZM150 138V139H149ZM155 138V139H156ZM178 138V137H177ZM225 138V137H224ZM232 138V137H231ZM51 139V138H50ZM57 139H51V140H55V141H53V143L54 142H57L56 140ZM61 139V140H60ZM78 139H80V140H78ZM90 139V140H89ZM151 139H152V141H151ZM169 139H170V141H169ZM174 135H173V139H172V141H174ZM179 139H180V137H179ZM226 139V138H225ZM3 142H2V141ZM63 140V141H62ZM89 140V141H88ZM150 140V141H149ZM178 140V139H177ZM228 140H230V138L228 137ZM16 141H18V142H16ZM50 141V140H49ZM80 141V142H79ZM149 141V142H148ZM16 142V144H14ZM20 142V145L18 144ZM101 142H102V144H101ZM162 142V141H161ZM202 142V141H201ZM226 142H228V141H226ZM51 143L52 142H50V145H51ZM52 143V144H53ZM74 143V144H73ZM155 143H156V140H155ZM165 143H167L166 141H165ZM13 144L14 145H19V147H21L20 149H19V147L17 146L16 148L17 149H19L18 151L16 150V148L14 149V151H12V150H10L12 147H14L13 146ZM163 144V143H162ZM228 144V143H227ZM229 144H230V142H229ZM12 145V146H11ZM98 145V146H97ZM103 145V147H101V146ZM151 146L152 148H157L158 149V152L157 151H155L156 153H158V154H155V155H153L150 151H152V150H154V149H150L149 148V146ZM10 146H11V148H10ZM61 146V147H60ZM34 147V146H33ZM55 147V148H54ZM100 147V148H99ZM106 147H104L107 151H108V149L106 148ZM242 147V146H241ZM1 148V149H2ZM46 148V147H45ZM111 148L113 149V150H115V152L114 151H112L111 150ZM148 148V149H147ZM164 148V147H163ZM224 148V147H223ZM13 149V148H12ZM27 149V148H26ZM40 149V148H39ZM42 149V148H41ZM40 149V150H41ZM46 149V150H47ZM55 149V150H54ZM77 149L79 150V152L77 151ZM103 151H102V150ZM150 149V150H149ZM156 149V150H157ZM166 149V148H165ZM181 149V148H180ZM206 149V148H205ZM40 150H38L39 152V155H40ZM63 152H62V151ZM76 150V151H75ZM98 150H101V152H98ZM149 150V151H148ZM3 151V152H2ZM7 151V152H6ZM33 151V150H32ZM42 151H45V150H41V152ZM62 153H61V152ZM70 151V153L69 154H71V153H73V154H71V155H69L68 154V152ZM73 151V152H72ZM80 151L82 152V153H80ZM86 151H88V152H86ZM112 151V152H111ZM5 152V153H4ZM19 152V153H18ZM47 152V154L49 155V153ZM95 152H93V153H95ZM114 152V153H113ZM148 152H150V153H148ZM155 152H153V153H155ZM160 152V153H159ZM168 152V151H167ZM184 152V151H183ZM2 153H3V155H2ZM27 153L29 154V152L27 151ZM46 153V152H45ZM58 153L60 154V155H58ZM26 154V153H25ZM46 154V155H47ZM75 154V155H76ZM80 154H82V155H80ZM115 154H116V156H115ZM148 154H151V156L150 155H148ZM164 154H165V152L163 153V155H161L160 156V158L162 157L163 158V156H164ZM180 154V153H179ZM39 155H37V156H39ZM41 155H42V157L40 156V158H44V155L41 153ZM148 155V156H147ZM153 155V156H152ZM169 156H170V159H171V153L170 154H168ZM203 155V154H202ZM202 155H200V156H202ZM11 155H9L8 157H10V158H12L13 159V157H12ZM17 158H16V157ZM25 156V155H24ZM23 156V157H24ZM28 156V155H27ZM26 156V157H27ZM56 156V157H57ZM71 156V157H70ZM4 157V156H3ZM46 157L47 156H45V160H46ZM49 157V156H48ZM55 157V158H56ZM59 157H57V159L59 158ZM149 157L151 158V157H153V158H151L152 160H150L149 159ZM168 156H166V154H165V157L164 158H166L165 159V161H164V159H160V158H158V159H156V162L157 161H161L160 162V164H159V162H158V164L159 165H162L163 163L166 165L167 164V160H168V158H167ZM5 158V157H4ZM60 158H59V160H60ZM69 158H70V160H69ZM90 158V159H89ZM97 158V157H96ZM132 158V162L134 161V163L135 164H132V163H130V159ZM147 158L150 160H148L149 162H147ZM240 158V157H239ZM1 159V158H0ZM81 159V158H80ZM92 159H94L95 161H92V164L90 163V162H88V163H86L87 161H91ZM20 160H21V158H20ZM44 160V159H43ZM51 160V159H50ZM105 160V161H106ZM155 160V159H154ZM1 161V160H0ZM5 161V160H4ZM7 161V160H6ZM12 161V160H11ZM79 161V162H78ZM86 161V162H85ZM163 161V162H162ZM167 161V162H166ZM156 162H154V163H156ZM6 163V162H5ZM18 163V162H17ZM20 163H21V161H20ZM48 163H49V161H48ZM51 163V162H50ZM60 163V162H59ZM63 163V162H62ZM96 163H98V162H95V164ZM15 164H16V162H15ZM69 164V165H68ZM99 164V163H98ZM97 164V165H98ZM153 164V163H152ZM157 164V163H156ZM154 165V166H152V167H155L156 166V168L153 170V168H152V171H153V173H154V175H155V170H157L158 168H157V166H159V165ZM163 164V166H165ZM49 165V164H48ZM136 165V166H135ZM7 166V165H6ZM5 166V167H6ZM13 166V165H12ZM20 166V165H19ZM26 166V165H25ZM50 166V165H49ZM89 166V167H90ZM162 166V167H163ZM167 166H169V165H167ZM167 166H165V168L167 169L168 168V170H169V167H167ZM27 167V166H26ZM45 167V166H44ZM75 167V168H74ZM88 167V168H89ZM150 168L149 169V175H147L148 174V172H147V168ZM162 167H161V169H160V167H159V169L158 170H162ZM13 168V167H12ZM52 168V169H53ZM59 168V167H58ZM67 168H70V169H67ZM172 168V167H171ZM9 169V168H8ZM166 169H164V171H166ZM158 170H157V172H158ZM151 171V172H152ZM172 171V170H171ZM171 171H167L166 173H168L167 175H169L170 174V172ZM54 172V171H53ZM160 172V171H159ZM162 172L163 171H161V174L160 175H162ZM172 172H174V171H172ZM55 173V172H54ZM70 173H69V175H70ZM165 173V172H164ZM163 173V174H164ZM213 173V172H212ZM159 174V173H158ZM57 175H58V173H57ZM62 175H64V174H62ZM166 175V174H165ZM164 175V176H165ZM172 175H174V174H172ZM171 175V176H172ZM156 176H159V175H157L156 174ZM155 176V177H156ZM170 175H169V177L168 176H165L166 177V179L168 178V179H171L172 177H171ZM150 178H152L151 176H149ZM160 177H162L161 178V180L159 179H157V181H162L163 179H165L163 176H160ZM171 177V178H170ZM159 178V177H158ZM154 179V178H153ZM165 179V180H166ZM167 179V180H168ZM173 179V178H172ZM171 179V180H172ZM176 178L174 177V180H175ZM152 180V179H151ZM165 180H163V183H164V181ZM173 180V181H174ZM68 181V180H67ZM72 181V180H71ZM170 180H168V182H169ZM69 182V181H68ZM75 182V181H74ZM73 182V183H74ZM149 182H150V180H149ZM148 182V183H149ZM153 182H155V181H153ZM162 183V184H163ZM170 183V182H169ZM172 183V182H171ZM170 183V184H171ZM68 184L66 185V186H68ZM74 184H76V183H74ZM170 184H166V186H169ZM76 185V186H77ZM152 186L154 185L153 183L151 184ZM150 185V187H152ZM156 186H158L157 188L158 189H160L159 188V185H158V182H156V184H155ZM161 186V185H160ZM65 187V186H64ZM155 187V186H154ZM162 188V187H161ZM70 189V190H69ZM74 189V190H75ZM167 189V188H166ZM105 190H108L109 191V193H108V191H107V193H106V191ZM155 190H156V187H155ZM154 190V191H155ZM161 190V189H160ZM56 191V192H57ZM152 191V190H151ZM157 191H159V190H157ZM63 192V193H62ZM113 193V195L112 194H110V193ZM53 193H55V191L53 192ZM92 193H93V195H95V196H93L92 195ZM147 193H149V195L147 194ZM157 193V192H156ZM56 194V193H55ZM59 194V195H60ZM160 194V193H159ZM159 194H158V196H159ZM57 195H58V193H57ZM92 195V196H91ZM104 195V196H103ZM151 195V196H150ZM161 195H162V191H161ZM160 195V198H162L163 196H161ZM176 195V194H175ZM174 195V196H175ZM91 196V197H90ZM103 196V197H102ZM113 196V197H112ZM149 198H148V197ZM71 197V198H70ZM81 197V198H80ZM96 197V198H95ZM98 197V198H97ZM63 198V197H62ZM74 198H75V196H74ZM95 198V199H94ZM148 198V199H147ZM159 198V197H158ZM159 198V200H161ZM180 198V197H179ZM64 199H65V197H64ZM104 199V198H103ZM137 199H139V200H137ZM89 200V199H88ZM99 200V202H97ZM151 200V201H150ZM158 199H156L155 201H159ZM155 201H153V202H155ZM161 201H163V199L161 200ZM161 201H160V203H161ZM177 201V200H176ZM175 201V202H176ZM67 202H66V204H67ZM89 202V203H88ZM153 202H151V203H153ZM99 203V204H100ZM151 203H148V205L149 204H151ZM156 203V202H155ZM158 204H159V202H158ZM68 205V204H67ZM91 205H92V207H93V204L91 203ZM94 205H95V202H94ZM138 206L139 208L141 207V208H144V209H141L142 210V213H144V214H141L140 215V217L142 218L141 220L142 221H138V223H136L137 222V220H140V217L137 219V217L139 216L138 215V213L139 212H136V214L135 215H138L137 217H135L133 214L135 213V211H141L139 208V210H136V209H134L135 208V206ZM153 205H155V204H151V206H153ZM160 205V204H159ZM158 205V206H159ZM174 205H176V204H174ZM75 206V207H76ZM100 206V207H99ZM137 206H136V208H137ZM150 206V205H149ZM150 206V207H151ZM156 206H157V204H156ZM162 206V204L160 205V207ZM82 207L80 208V209H78V211L79 212H81L80 210H84V208L82 209ZM154 207V210H153V208H152V211L153 212H151V211H149L150 213H159V214H154L153 216V218H155L156 216L155 215H159L160 216V213H161V211L160 210H158V211H156L155 212V210H156V208H155V206H153ZM169 207V206H168ZM181 207V206H180ZM184 207V206H183ZM79 208V207H78ZM87 208V209H86ZM131 209V212H128V213H133L132 215L134 216V217H132V218H130V220L132 221H128L127 222V225H128V223H134V225L135 224H138V225H135V228L137 229H135L134 228V226H133V224H130V225H132V226H130L133 230H131L130 229V227L128 228L127 226H124V225H122V224H124V222H125V214L127 213V211L126 210H128V209ZM159 208V207H158ZM193 208V207H192ZM77 209V208H76ZM97 209V210H96ZM132 209H134V211H132ZM186 209V208H185ZM74 210V209H73ZM84 210V211H85ZM164 210V209H163ZM169 210V209H168ZM180 210V209H179ZM128 211H130V210H128ZM167 211V210H166ZM173 211V210H172ZM186 211V210H185ZM83 212V211H82ZM82 212L80 213L81 215H82ZM126 212V213H125ZM176 212V211H175ZM181 212V211H180ZM120 213H122V215L120 214ZM123 213H125L124 215H123ZM128 213L126 214V216H128ZM76 214V213H75ZM115 214V215H114ZM131 215V216H132ZM142 215H144V217H142ZM149 215V214H148ZM120 216H123L124 217V221H122V217L120 218ZM158 216V217H159ZM162 216V215H161ZM160 216V217H161ZM173 216V215H172ZM129 217H130V215H129ZM128 217V218H129ZM149 217V216H148ZM194 217V216H193ZM127 218V217H126ZM135 218L137 219L136 220V222H134V220H135ZM150 218V217H149ZM163 218H164V216H163ZM66 219V218H65ZM132 219H134V220H132ZM147 219V218H146ZM156 219H159V221H160V218H155V221H156ZM162 219V218H161ZM167 219V218H166ZM67 221L68 220H70V219H66ZM65 220V221H66ZM152 220V219H151ZM175 220V219H174ZM71 221V220H70ZM70 221H68V223H70ZM150 221V220H149ZM167 221V220H166ZM169 221V220H168ZM181 221V220H180ZM154 222V221H153ZM170 222V221H169ZM174 222V221H173ZM87 223V224H88ZM144 223H146V224H148L147 222H146V220H145V222ZM159 223V222H158ZM167 223V222H166ZM165 223V224H166ZM7 224H9L8 222L4 225V227H3V229L4 230H7V229H12L10 232H14L15 233V231H13V230H16V228H17V230H18V232H17V235H19L20 233H21V235H23V237L24 236H29V235H31L32 233H29V232H27V230L25 229V228H22V226L23 225H20V227H19V225L17 226V227H15V226H13L12 225V223L10 222V224H9V226L7 225ZM70 224H73V220H72V223H70ZM69 224V226L71 227L72 226V228H70L69 226H67L68 228H70V232L69 231H67V232H69L68 234L63 230V232H65L66 233V235H68V240H70L71 239V237L69 238V236L70 235H72L73 233H75L73 236L76 238V237H78L77 235L78 234H80L81 236L83 235L82 233H85V230H87V229H89V228H87V227H85L83 224V230L81 229V227H82V225L80 226L79 224H81V223H74L73 225H70ZM77 224V225H76ZM145 224V225H146ZM150 224V223H149ZM161 224V223H160ZM170 224H171V222H170ZM55 225V224H54ZM80 226V228L78 227V230H76L77 229V226ZM126 225V224H125ZM155 225V224H154ZM153 225V226H154ZM74 226V227H73ZM89 226V227H90ZM144 226V225H143ZM162 226V225H161ZM167 227H168V225H166ZM178 226H179V224H178ZM177 226V227H178ZM53 227V226H52ZM55 227V226H54ZM60 227V229L58 228V230H60L61 231V226H59ZM67 227H66V229H67ZM123 227H125V228H123ZM129 229V231H128V229ZM145 227H148L147 225L145 226ZM157 227V226H156ZM167 227H165V228H167ZM57 228V227H56ZM56 228H54V230L56 229ZM74 228H76V229H74ZM85 228H87V229H85ZM141 228V229H142ZM169 228V227H168ZM1 229V228H0ZM65 229V230H66ZM72 229V230H71ZM73 229L74 230H76V231H73ZM82 230L81 231V233H80V231L79 230ZM85 229V230H84ZM125 229V230H124ZM127 229V230H126ZM150 229V228H149ZM154 229V228H153ZM159 228H157V230H158ZM184 229V228H183ZM68 230V229H67ZM90 230V231H91ZM152 230V229H151ZM3 231V230H2ZM57 231V230H56ZM55 231V232H56ZM132 231V232H131ZM139 232L138 234L136 233V232ZM162 231V230H161ZM58 232V231H57ZM72 232V233H71ZM87 232H89V230L87 231ZM135 232V234H131V233H134ZM155 232V231H154ZM71 233V234H70ZM76 233H77V235H76ZM147 233H148V231H147ZM152 233V232H151ZM160 233H162V232H160ZM165 233H167V232H165ZM164 233V234H165ZM172 233V232H171ZM179 233V232H178ZM16 234V233H15ZM59 234H60V232H59ZM86 234V235H85ZM84 235L88 238L89 237V235L91 234V236L90 237H92V233H89V234H87V233H85ZM163 234V233H162ZM180 234H182V233H180ZM21 235H20V237H21ZM37 235V234H36ZM56 236H58V234L56 233L55 234ZM64 235V234H63ZM66 235H64V236H66ZM79 235V240H82V246L84 247L85 246V244L86 243H88L89 241L91 242V240H92V243H95V242H93V239L95 238H90V239H87V238H85V239H87V240H85V239H82V237ZM94 235V234H93ZM96 235V234H95ZM150 235V234H149ZM154 235V234H153ZM159 235V234H158ZM167 235V234H166ZM175 235V234H174ZM31 236H33V235H31ZM146 236V237H145ZM151 236H152V234H151ZM162 236V235H161ZM22 237V238H23ZM34 237H37V236H34ZM63 237V236H62ZM74 237H72V239L71 240H73L74 242L77 240V238H76V240H74ZM153 237V236H152ZM164 237H166V236H164ZM169 237V236H168ZM31 238H33V237H31ZM67 238V237H66ZM83 238H84V236H83ZM98 238V237H97ZM41 239V238H40ZM154 239V240H153ZM167 239V238H166ZM165 239V240H166ZM25 240H27V239H25ZM38 240V239H37ZM84 240H85V242L86 243H84ZM95 240V239H94ZM102 240H104V241H102ZM108 240V239H107ZM121 240L123 241V240H126V243H128L126 246H122L123 244L125 245V241L123 242V243H121ZM147 240H148V242H147ZM155 240H156V242L158 243H156L155 242ZM162 240V239H161ZM168 240V239H167ZM101 243H100V242ZM89 242V245H91V243ZM103 242H104V244H103ZM153 242V247H154V244L156 243V246L155 247H157V248H155V249H157V251L158 250H160L158 253H160L161 255L159 256V254L158 253H156L157 251L155 250V253L153 254V258H152V255H150V257H148L147 256V253L146 252H144V251H149V253H151L150 251H152V246L150 245L151 243ZM162 242V241H161ZM169 242V241H168ZM76 243V242H75ZM100 243V244H99ZM149 243V244H148ZM186 243V242H185ZM112 244V243H111ZM120 244H121V246H120ZM148 244V245H147ZM163 244V243H162ZM162 244H161V246H162ZM88 245V244H87ZM94 245V244H93ZM93 245H91V246H93ZM151 246L150 248L148 247V246ZM90 246V247H91ZM97 246V245H96ZM105 246H107V244L105 245ZM138 246H139V248H138ZM141 246H145L144 248H142L143 250H141L140 249V247ZM148 247V249L149 250H147V247ZM66 247V246H65ZM89 247V248H90ZM98 247H101V246H97V248ZM103 247V246H102ZM101 247V248H102ZM114 247V246H113ZM123 247V248H122ZM219 247V246H218ZM239 247V246H238ZM237 247V248H238ZM86 250H88V251H86L87 253L90 251L88 248H87V246H85L84 247ZM93 249H94V247H92ZM96 248V249H97ZM101 248L99 249V250H101ZM227 248V247H226ZM242 248V247H241ZM77 249H78V247H77ZM103 249V252H101L100 251V253H103V255L104 254H106L105 253V249L104 248H102ZM117 249V248H116ZM138 251H137V250ZM172 249V248H171ZM79 250V251H78ZM78 250H76V251H78L79 253H80V255H81V253L83 254V252H82V249H81V251H80V248L78 249ZM99 250H96V251H99ZM136 250V251H135ZM154 250V249H153ZM73 251V250H72ZM74 251H75V248H74ZM74 251H73V255H74ZM76 251H75V253H76ZM91 251H93L92 249H91ZM131 251H134V252H131ZM169 250L167 249V252H168ZM77 252V255L78 256H80L79 255V253ZM85 252V253H86ZM94 252V253H93ZM93 252H90V253H93V254H98V252H95V251H93ZM106 252H107V250H106ZM116 252H118V251H116ZM153 252V251H152ZM217 252V251H216ZM86 253V256L88 255L89 256V254H87ZM131 253V254H130ZM166 253V252H165ZM171 253V252H170ZM204 253V252H203ZM92 254V256H95V255H93ZM96 254V257L97 258H99L98 257V255ZM133 254V255H132ZM134 254H136L135 256H134ZM158 255L159 257H157L158 258V262H157V260L155 261L154 259H156L155 257V255ZM169 254V253H168ZM174 254V253H173ZM173 254L171 255L172 257H174L173 256ZM4 255V254H3ZM19 255V254H18ZM77 255L75 256V258L73 257V259H76V261L75 260H67L68 262H66L67 264H80L81 262L80 261H82L79 257H77ZM132 255V256H131ZM105 256H107V255H105ZM117 256V255H116ZM115 256V257H116ZM162 256V257H161ZM70 257V256H69ZM82 257H83V260L84 261H82V264H89V263H87V260H89L90 259V263L91 264H102V262H103V259H102V261H100L101 259L100 258H102V257H100L99 259H96L95 260V258H94V260L92 259V257L90 258V256L88 257L89 259H85V258H87V257H85V256H83L82 255ZM85 257V258H84ZM123 257V258H122ZM128 257H130V258H128ZM135 257V258H134ZM147 257L148 258H150V259H153L152 260V262L150 261H147ZM167 257V256H166ZM179 257V256H178ZM214 257V256H213ZM221 257V256H220ZM71 258V257H70ZM108 258V257H107ZM127 258H128V260H127ZM132 258H134V260L132 259ZM163 258V259H162ZM167 258H169V256L167 257ZM3 259V258H2ZM78 259H79V261H78ZM116 259V260H115ZM149 259V260H150ZM173 259V258H172ZM92 260V261H91ZM109 260H110V258H109ZM86 261V263H83V262H85ZM100 261V262H99ZM115 261V262H114ZM122 261V264H124V262ZM167 261V260H166ZM1 262L2 263H4L2 260H1ZM35 262H37V261H35ZM106 261L104 260V263H105ZM116 263V264H120V263ZM148 262V263H147ZM2 263H0V264H2ZM34 263V262H33ZM32 263V264H33ZM62 264H64L63 262H61ZM60 263V264H61ZM65 263V264H66ZM103 263V264H104ZM165 263V262H164ZM175 262H173V264H174ZM232 263V262H231ZM107 264H109V262L107 263ZM169 264V263H168ZM233 264H234V262H233Z\"/></svg>",
  "mask_w": 264,
  "mask_h": 264
}]
</instances>
